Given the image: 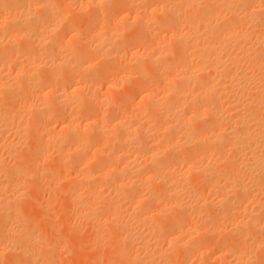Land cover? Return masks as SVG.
Segmentation results:
<instances>
[{
  "label": "rangeland",
  "instance_id": "374dc122",
  "mask_svg": "<svg viewBox=\"0 0 264 264\" xmlns=\"http://www.w3.org/2000/svg\"><path fill=\"white\" fill-rule=\"evenodd\" d=\"M4 1V2H3ZM16 1H18V0H10V2H9V0H0V5H1V7L2 6H4V8H6V6H8V5H10V4H12V5H10L11 6V8L10 7H7V9H0V10H2L1 12L2 13H0V16L2 17H0V19H2V20H0V50H2L1 52L2 53H4V51H3V49L4 50H6L5 51V53L4 54H2V56H1V58L3 59V55L5 56L4 58H6V60L4 59V60H0V77L1 78H3V80L0 78V86L2 85V83L4 84V83H6V84H9V85H12V86H14V87H12L13 89H12V94H14V98L12 97V102H10V103H12V104H10L9 102H8V104L6 103V101L4 100V96L2 95V96H0V102L2 103H0V111H1V114H0V116L1 117H3L2 119H8V120H2L1 119V117H0V129H2V130H0V132H2V134H0L1 136H0V138H1V140H0V160L2 161V165L4 166V164L5 165H7V166H9L10 168H12V166H13V168H16V169H14L16 172H17V168L19 167V169L20 170H22V171H20V172H22V173H20L19 172V170H18V175L15 173V175L16 176H14V178H15V183L16 182H18L17 183V187H16V189H18V193H19V195L16 193L15 194V197L13 196H11L10 194H8L10 197L8 198V200L10 201V204H9V201L6 203L7 205H10V206H12L11 208L9 207V206H7L6 205V208L7 207H9L11 210H15L14 212H13V214L11 213V215H9L8 214V212H7V214L9 215V216H11L13 219H11L10 220V218L8 217V215H6L7 217L6 218H8V219H6L7 220V222H6V224L8 225V226H6V225H4L3 224V222L1 221L0 222V228H6L5 229V231L7 232V234H6V232L3 234L4 236H5V238L4 239H6L5 241H8V242H6L7 244H5V241H4V239L2 240V229L0 230V235H2V236H0V238H1V240H2V243H1V245H0V260H2V262L0 263V264H20L21 262V264H41V263H39V261H38V263H37V261L35 262L34 261V257L33 256H37L36 254H38V253H40V252H43L44 253V258H45V263L47 264H108V263H111V264H117L119 261H120V259L122 260L123 258H124V256L123 257H121L117 252H115L116 250H115V248H116V245H117V243H113V241H116L115 239H117V238H115L114 236H116V235H114V232L116 231L115 230V228H117L116 227V225L117 224H115V225H111L110 226V222H109V224H108V222H104L103 223V219L101 220L102 221V224H101V221L100 222H98V223H100L99 224V226L95 223L94 225H93V223L91 224L87 219H85L84 217H83V213L81 212V210H80V206H82V205H84L83 207L85 208H87V206L90 208V207H93V209H96L95 207H97V209H99V210H97L96 209V211L97 212H99V211H101L100 213H103L102 212V210H101V205H99L100 204V202L101 201H98V200H100L99 198H104V199H107V197L109 196L110 198H111V195H112V197H113V194H115V193H113L109 188H104V190H102V191H100V193L101 192H103V196L100 194V197H98V195H97V197H98V200H97V198L95 197V196H93L92 197V194L90 195L89 194V192H87V191H85L84 190V186L82 187L81 186V188H83V189H81V188H79V187H77V184H75L74 183V180H76L75 178H74V180H73V178L71 179V177H73V175L74 176H76V174L78 173V169L79 170H81L82 169V167H84L83 169H85L86 171H87V168H88V166L91 164V162H92V160L95 158V160L97 161V160H99V156H101L102 155V152H104L103 153V158H104V156L108 153L107 151H108V149H110L109 147V141H108V138H106V136H109L110 138H112V139H115V137L114 136H116V134H115V132L114 131H112V132H114L113 134H112V132H111V134H109V135H106V136H104V134H102L103 136H101V135H98V136H101V138H97L96 136H95V138H97V139H95V138H92V136L94 137V134H95V131L96 130H98L99 131V128H100V130H107L108 129V124H109V122L107 123V129H106V127H105V123H106V121H104L105 120V117H109V119H111L110 117H111V115L113 116V114H110L111 112L112 113H116V115H115V118H116V116H117V118L115 119V120H121V122L124 124V126L126 127H130V126H128L129 125V123L133 126H136V127H134V128H137V127H139V122H140V125H142V124H144V127L145 128H148V131H149V136H148V139L146 138V141H145V139H144V141H145V143H146V145H147V147H146V149L144 150V151H141L140 149V151L138 150V148L135 146V145H133L132 143L130 144V145H128L129 143H130V141H128V143L126 144H123L124 146H122V149L120 148V151H122L121 152V154H126L125 156V161L124 162H121V163H123L121 166L122 167H125L126 166V169L128 168L129 170H127V171H135V170H138V172H140L142 175H143V177H142V175L141 176H138L137 174L135 175V176H133L134 178H132V180L134 181H136L137 179V181H136V190H138V192H139V196H141L140 198H139V196H135V200H137V201H135V202H137V203H141L142 205H143V203L144 202H147V203H150L151 201L153 202V203H151L149 206H147L148 207V211L149 212H145L144 211V216H146V217H150V219H149V225H147V226H150V227H152V229L154 230V227H156V226H158V227H156L155 228V230H154V233L152 232H149V231H145V229L147 228V226H142V227H138V226H136V227H133V234H135V237L137 238V239H139L138 237H142L143 238V236H144V238H145V242H146V240H147V244L146 245H148V247L147 246H145V247H147V249H145V247H143V248H141V247H139V243H136V241L135 242H133V247L132 248H134V250L133 249H131L132 251H134V252H132L131 250H130V253H136V251H137V254H138V256L140 255V256H142V255H146L147 253H149V255H151V257H150V259L148 260V262L149 261H151L152 259H153V261L152 262H149L148 264H177V263H179V264H245V261H246V264H253L254 262H259L260 264H264V258H261L262 256V254H261V248H263V246L260 248V250L259 249H257V248H259V247H257L255 244L257 243L256 241H254V240H257V239H255L254 237H251V235H253V234H255V231L253 232V231H251V230H253V229H251L250 227V229L251 230H249V232L251 231V232H253V233H249L248 231H247V229H248V226H253L252 228H254V225H253V223L258 219V218H256L255 220H254V218L255 217H259L260 216V214L262 213L263 214V216L261 215L260 217H259V219H260V222H261V225L262 224H264V211H263V209H264V172H263V170H264V166H262V167H259V170H257L256 172H250V170L248 171V170H245V173H246V175H244L245 173H241L242 175H240L241 177H243L242 178V180L244 179V181L245 182H243V184L245 183V185L247 186L248 184V186L247 187H250V189H251V187H252V191H253V194H251L250 196H251V198L250 199H252V200H250L248 197H246V198H243L244 200L245 199H249L250 200V202L248 201L247 202V204L245 203L246 201H244V203H242L241 201V204L239 203V205H240V207H239V205H237V204H235V205H237V209H240L239 211L237 210V209H235V210H237V212H238V215L239 216H237V212H236V214L234 213V212H232L231 211V213H229L226 209H223L224 211H227V212H225V214L223 213L224 211L223 210H219V209H222L223 207H221V206H219V205H221V203L220 204H218L217 205V203L219 202V196H222V195H219V192H220V194H221V191L222 190H226L227 189V187H228V185L227 184H229L230 186H235V183H234V181H235V179H234V177L235 178H239L238 176H239V174L237 175V174H234L233 176H232V174L233 173H238V172H235V171H237L238 170V168H236V167H231V165H233V164H230V160H228V162H227V160H226V158L227 157H225V159H222L221 157H220V153L219 152H215V150H218V148L216 147V149L214 150V146L212 147V148H210V145H209V147H207L208 149H210V151L209 150H207V149H204L205 151L207 150V152H205V155L207 156H205V155H203L202 153H203V151L201 152V154H196V155H198V156H196V155H192V154H190L189 155V157L190 158H192V156H193V160L191 159V161H190V158L188 157V153H185L186 151H184V153H185V155H187V157H186V159L188 160V161H190V162H188V161H185V160H183L184 158H183V156H182V154H181V156L180 157H178V159L179 160H177V162H173L172 164V166H170L169 164L172 162V160H169V158L167 159V161H170V162H168V166H170V169H171V167H173L172 169H174L173 171H177L176 173H175V178H176V180H175V178L174 179H170V184H169V186L172 188V189H174V190H172L171 188H170V190H172L174 193L175 192H177V191H180V192H177V196L178 197H180L181 196V198H184L185 199V201H187L188 203H189V200H197V203H196V201H193V204L191 203V204H188L190 207V209L192 210L191 212H190V209H188L187 208V212H185L186 214L188 213V212H190L191 213V218H190V221H189V217H190V213H188V221L185 219V214L183 215L184 216V219L187 221V223H185V220H183L184 221V223L185 224H181V227L180 226H178L179 228H175V229H177L178 231H176V230H174L173 228H171V227H167V230L168 229H170V230H173L172 232H171V234H175L176 236H177V238H178V240H179V242L177 241V242H174V243H171L170 241H168V238L171 236V235H169L170 234V230H168L167 231V233H168V235L166 234V231L164 230V229H166V225L167 224H165V219L164 218H167L169 221H170V219H171V221H173L172 220V218L175 220V218L173 217V212L172 211H174L173 210V208L171 209V208H168V206L166 207V205L167 204H171L173 201H171V203H170V201L169 200H167V201H163L164 199L163 198H161L162 199V201H160L161 199L160 198H158L157 197V194H159V192H157V190H158V187H160V186H157V188H156V186H155V188L157 189H153V187H154V183H155V185H157V184H165V186H167V184L165 183V180H166V182H167V180H168V178H163L162 177V175H161V173L164 171H162L161 170V173H159V172H155V174L153 173L152 174V177H153V175H154V177H156L158 174H160L159 176L161 177V178H159L158 179V177L157 178H152L151 179V173L152 172H154L155 170H156V168H155V170L153 171V170H151V166H148V165H150V163H148L147 162V160L149 161V159H148V157L147 156H151L150 154H152V155H154L155 156V153H157L156 154V158H159V159H161L162 158V156H163V159H164V156H167L166 155V150L164 149V147H166V145L164 146V144H167V142H169V140H168V138H165L166 136L168 137L169 135H167L166 133H165V130H164V128L162 129V127H164V126H161V124H164L163 122H164V120H165V122H166V119L162 116H160L159 117V114L156 116L155 114H154V112H152V115H155L154 117L156 118H154V117H152L151 116V112H150V114H148L147 112H148V110H147V108H146V110H147V112H146V110H145V112L147 113H145L144 111L141 113V110H143V109H141V105H142V95L144 94V93H142V89H144L145 87L143 86V85H140V87H138L137 86V82H138V80L139 79H134V78H132L133 76L136 78V77H138V76H136V75H138L137 74V70H138V68H139V66H141V67H143V72L144 73H148V74H144V76H142L141 77V79H143L144 77V79H149L148 81H150V78L151 79H154L156 76H157V78L159 79V76H160V79L158 80L159 82H161V81H166V78H167V80L169 79L170 80V78H171V80H170V82H171V88H173L172 89V94L174 95V93L176 94V95H174V97H175V99H174V97L172 98L173 99V101H172V103H173V105H174V107H173V105H172V107H173V111L172 112H174L173 113V115H172V117H173V119H174V121H173V124H174V126L176 127V129L178 128L179 130H181L182 132H184V131H189L190 130V132H193L194 130H195V132L194 133H196V132H201V130H203L204 131V136L203 135H201V133H203V132H201L200 133V136L201 137H207V135L210 133L212 136H213V132L215 131V132H219V131H221L222 130V132H224V131H229V132H231L233 129V132H238L239 130L240 131H245V129H247L248 131L249 130H252V131H254V132H256V133H254V132H252V131H250V133H252V134H250V138H252L251 137V135H253V138H252V140L250 141L249 140V142H255L256 141V143L258 144V146L256 147V145L254 144L253 145V149L254 148H259V149H254V153H256V154H259L260 153V155H262L263 157H264V142H262V141H264V0H157L156 1V4H157V6H156V4H155V2L153 1V3H154V5H152L151 6V4H152V0H120V2H119V0H51V1H47L46 0V3L47 4H49V5H47V10L49 11V13H48V11H46L47 13H45V11H44V15L45 16H47V15H49V16H47V18L44 16H42L41 14H43L42 12L43 11H41L40 13L39 12H37L36 10H34L33 8H34V3H36L38 0H35L36 2H32L31 0H25V2H27L28 1V3H30V4H28V3H25V8L24 9H26V13L28 12V10H29V12L28 13H31L32 11H35L36 13L35 14H33V12L31 13V14H33L32 15V17H31V14H30V17L31 18H33V17H35L37 20H35V21H37L38 22V24L37 25H35V28H36V30L37 29H39V31H38V33L37 34H35L34 35V33H36V32H33V33H31L32 32V30L30 31V35L32 34L33 36H34V40H35V42L37 43V39L39 40V38H41L39 41V45L37 44V45H35L36 43L35 42H31V47H32V45L34 46L33 47V49L34 50H36V51H31L32 49H29L31 52H29L28 51V49H27V51H28V53H30V55L31 56H28V54L26 55L25 53V55H23L22 54V52L24 51V52H27L26 51V49H24L26 46H24V42L25 43H27L28 44V42H26V40H21V41H19L20 40V38H18V39H14V38H12L11 37V33H13L11 30H13V31H16V30H14V28L15 29H17L18 28V26L20 25H18V23H19V19H18V16H19V13H18V11H16V13H15V9H14V6H15V4H13V3H15ZM20 1V0H19ZM53 1V2H52ZM143 1V2H142ZM171 2V6H170V3H168V2ZM209 1V2H208ZM1 2H3V3H1ZM6 2H8V5H7V3ZM49 2V3H48ZM126 2V3H125ZM143 3V5H141V3ZM151 2V3H150ZM160 2V3H159ZM163 2V3H162ZM165 2L170 6V9H171V11H172V13H171V11H170V13L169 14H171L172 16V18H173V20H172V18L169 16V14H167L168 15V17H169V19L171 20V23H172V26L170 25V27H171V29L169 28H167L168 27V17L165 15V14H162V12L159 10V8H160V6L161 5H164L165 4ZM201 2V3H200ZM6 3V4H5ZM21 3H23V2H21L20 1V4ZM123 3H125V4H123ZM145 3H149L148 5H150V7L147 5L146 6V4ZM173 3V4H172ZM5 4V5H4ZM103 4V5H102ZM139 4L141 5V7L139 6ZM23 5V4H22ZM138 5V6H137ZM199 5V6H198ZM31 8H30V7ZM51 6V7H50ZM54 6V7H53ZM102 6H103V9H102ZM144 6V7H143ZM24 7V5L22 6V8ZM114 7V8H113ZM119 7H120V9H119ZM145 7H147L146 9H149L150 11L152 10V13H150V11L149 10H147L148 11V13H146L145 15L146 16H144L143 15V13H145V12H147L146 11V9H145ZM149 7V8H148ZM54 8V9H53ZM77 8V9H76ZM82 8V9H81ZM112 10H111V9ZM206 8V9H205ZM210 8V9H209ZM10 9H11V11H10ZM33 9V10H32ZM75 9V10H74ZM95 9V10H94ZM97 9V10H96ZM106 9V10H105ZM119 9V10H118ZM140 9H141V11L143 12L144 10H145V12H143L142 13V17H143V19H142V17H140L141 15H139L140 14ZM208 9V10H207ZM5 10V11H4ZM7 10V11H6ZM13 10V11H12ZM82 10V11H81ZM91 10V11H90ZM110 10V11H109ZM139 10V11H138ZM157 10H159L160 11V13H161V15H165L164 17H159V15H160V13H159V11H157ZM206 10V11H205ZM257 10V11H256ZM31 11V12H30ZM104 13H103V12ZM117 11V12H116ZM197 11H198V14H197ZM255 11V12H254ZM259 11V12H258ZM8 12V13H7ZM14 12V13H13ZM90 12V13H89ZM157 12V13H156ZM245 12V13H244ZM39 13V14H38ZM85 13H87V15L85 14ZM102 13V14H101ZM202 13V14H201ZM204 13H205V15H204ZM237 13V14H236ZM2 14V15H1ZM36 14H38V15H36ZM47 14V15H46ZM98 14V15H97ZM153 16H152V15ZM197 14V15H196ZM15 15V16H14ZM93 15V16H92ZM132 15H133V17H132ZM157 15V16H156ZM240 15V16H239ZM243 17H242V16ZM13 18H12V17ZM95 16V17H94ZM98 16V17H97ZM100 16V17H99ZM140 17V22L141 21H143L144 22V24H145V26H147V27H144V24H143V26L142 27H144V28H147V32H146V34H145V32H143V31H146V30H143L142 32L140 31V27H136V25H134L135 23H134V20H135V17ZM148 16H150V17H148ZM156 16V17H155ZM257 16V17H256ZM39 17V18H38ZM92 17H94V18H92ZM154 17V18H153ZM235 17V18H234ZM238 17V18H237ZM10 18H12V19H10ZM35 18H33V20L35 19ZM43 18V19H42ZM44 18H45V20H44ZM50 18V19H49ZM202 18V19H201ZM240 18V19H239ZM39 19H40V21H39ZM91 19V20H90ZM154 19V20H153ZM158 19H159V21H162V20H164V21H168V22H164V24L162 23V22H158ZM16 20H18V21H16ZM42 20H44L43 22H42ZM155 20L157 21V22H155ZM2 21V22H1ZM95 21V22H94ZM18 22V23H17ZM92 22H93V24H92ZM97 22V23H96ZM21 24L23 23V22H20ZM42 23V24H41ZM43 23H44V25H43ZM52 23V24H51ZM138 23H139V21H138ZM148 23V24H147ZM155 23V24H154ZM158 23H161V24H163L164 26H167L166 27V30L168 29V35L169 36H166V34H165V29L164 30H161V32H160V35L158 36L159 38H157V34L156 33H154V32H157V33H159L158 31L159 30H157V29H159V27L157 28V27H155V28H157V29H154V26L155 25H157L158 26ZM8 24L9 26H7L6 27V25ZM16 24V25H15ZM41 26H40V25ZM97 24V25H96ZM132 24V25H131ZM152 24V25H151ZM165 24H167V25H165ZM4 25V26H3ZM23 25V24H22ZM27 26H29V24H26ZM26 25H25V27H23L24 29L26 28ZM134 25V26H133ZM140 25H142V24H140L139 23V26ZM150 25V26H149ZM163 25H162V27H163ZM15 26H17V28L15 27ZM39 27V28H37V27ZM44 26V27H43ZM132 26H133V29H132ZM149 26V27H148ZM11 27V28H10ZM20 27H21V25H20ZM47 27V28H46ZM127 27V28H126ZM137 28L138 30H139V33L137 34V36H136V30H134L135 28ZM150 27H153V28H151V30H153V32L152 31H150V33H149V29L148 28H150ZM162 27H160V29H162ZM6 30H5V29ZM8 28V29H7ZM164 28V27H163ZM2 29H4L5 31H7V32H4V30L2 31ZM10 29V30H9ZM19 29V28H18ZM48 29V30H47ZM53 29V30H52ZM56 31H55V30ZM35 30V29H34ZM33 30V31H34ZM47 30V31H46ZM79 30H81V31H79ZM95 32H94V31ZM126 30H128V31H126ZM156 30V31H155ZM169 30H171V31H169ZM9 31V32H8ZM43 31H45V33L43 32ZM57 32L58 34L57 35H53V32ZM83 31H84V33L86 34L87 33V36H85V34L83 33ZM131 31H133V33L131 32ZM135 31V32H134ZM162 31H163V35L164 36H166V38L168 39H170V42L167 40V39H164V36L162 35ZM40 32V33H39ZM42 32V33H41ZM89 32H91L90 34H89ZM100 32V33H99ZM125 32V33H124ZM130 32L135 36V38L136 39H138V36L140 35V33H142L141 35H140V40L139 41H148V42H142V43H140V42H137V40H136V42L137 43H139V44H141V46H138V45H136L137 43L135 42V44L134 43H132V41H134V37H132L133 35L132 34H130ZM149 33V34H148ZM152 33H154V34H152ZM4 34V35H3ZM6 34V35H5ZM9 34V35H8ZM43 34V35H42ZM52 34V35H51ZM55 34V33H54ZM61 34L63 35V36H61ZM81 36H80V35ZM82 34H84V36L86 37V38H84L83 37V35ZM108 34V35H107ZM143 34L145 35V37L147 38L148 37V35H149V37L147 38V40L146 39H142V38H145L144 36H143ZM152 34V35H151ZM31 35V36H32ZM36 35H38L37 37H36ZM46 37H45V36ZM91 35H94L93 36V39L91 38ZM96 35V36H95ZM154 35V36H153ZM162 35V36H161ZM174 35V36H173ZM9 36V37H8ZM33 36L32 37H29L28 39H30V40H33ZM39 36H41V37H39ZM53 36V37H52ZM71 36L73 37V39H71ZM88 36H90L89 38H87ZM98 36V37H97ZM104 36V37H103ZM130 36V37H129ZM141 36H143V37H141ZM151 36H152V38H151ZM4 37V38H3ZM42 37H44L43 38V40H42ZM50 37H52L51 38V40H50ZM54 37H55V39H54ZM57 37V38H56ZM74 37H76V39L74 38ZM96 37V38H95ZM127 37H129V38H127ZM132 37V38H131ZM156 39H155V38ZM163 37V38H162ZM171 37L173 38V39H171ZM62 38V39H61ZM70 38V39H69ZM80 38H82V40L80 39ZM96 40H95V39ZM108 38V39H107ZM128 39V41H127V39ZM151 38V39H150ZM9 39V40H8ZM12 39V42L10 41ZM13 39L15 40V42H17L16 44H15V42L13 41ZM58 39H60L61 40V43L59 42L60 40H58ZM88 39H92V41H90V40H88ZM98 39V40H97ZM104 39V40H103ZM120 39V40H119ZM130 39H133V40H131V43H130ZM154 39V40H153ZM17 40V41H16ZM33 40V41H34ZM44 42H42V41ZM55 40H57V41H55ZM74 40H76V41H74ZM89 41V42H92V43H89V42H87V41ZM94 40H95V42H94ZM100 40V41H99ZM164 42H163V41ZM19 41V42H18ZM53 44H55L56 43V45L58 44V43H60V45L58 44V46H56V45H52V43ZM79 41V42H78ZM81 41V42H80ZM100 42L99 44H98V42ZM107 41V42H106ZM111 41H113V42H115V45L114 46H112V44H114L113 42H111ZM166 41V42H165ZM168 41V42H167ZM172 41V42H171ZM7 42V43H6ZM9 42V43H8ZM41 42H42V45H41ZM66 42V43H65ZM87 44H86V43ZM128 42V43H127ZM149 42H153L152 44L151 43H149ZM2 43V44H1ZM13 43H14V45H13ZM19 43V44H18ZM33 43V44H32ZM46 43H50V44H46ZM68 43V44H67ZM82 43H83V45H82ZM96 43V44H95ZM108 43V44H107ZM122 43H125V44H128V45H125V44H122ZM130 43V44H129ZM169 43H170V45H169ZM7 44H9V46H7ZM10 44H12V46H15L16 45V47L14 48V47H12ZM20 44H21V46H20ZM84 44H85V46H84ZM91 44V45H90ZM101 44H102V46L104 47H101L103 50H104V52L106 53V57H107V51L109 52L110 50H111V52H113V53H108V54H111V55H108V57H107V59H106V57L104 56L105 55V53L104 52H102V54H100L101 53V51H102V49H100L101 51H98L97 50V45H100L101 46ZM134 44V45H133ZM2 45L4 46V47H2ZM30 45V44H29ZM29 45L27 46V47H29ZM41 45V46H40ZM51 45L52 46H54L52 49H51ZM73 45H75V46H73ZM87 45V46H86ZM89 45V46H88ZM94 45H96V46H94ZM122 45H123V48H122ZM125 45V46H124ZM133 45V46H132ZM17 46H19V47H17ZM39 46V47H38ZM94 46V47H93ZM106 46V47H105ZM109 46H110V49H108L109 48ZM113 48H112V47ZM121 46V47H120ZM130 46V47H129ZM144 46V47H143ZM168 46H170V47H168ZM13 48V52H11L10 50ZM21 47V48H20ZM22 47H24V48H22ZM26 47V48H27ZM46 47H48V50L46 49ZM88 48V50H87V48ZM91 47V48H90ZM108 47V48H107ZM155 47V48H154ZM157 47V48H156ZM169 49H168V48ZM214 47V48H213ZM11 48V49H10ZM18 48V49H17ZM30 48V47H29ZM36 48V49H35ZM75 48H76V50H75ZM85 48H86V50H85ZM95 50H94V49ZM116 48V49H115ZM125 48V49H124ZM148 48V49H147ZM151 48H153V49H151ZM168 50H167V49ZM10 49V50H9ZM15 49V50H14ZM24 49V50H23ZM93 51H92V50ZM119 49V50H118ZM142 49V50H141ZM166 49V50H165ZM54 50V51H53ZM74 50V51H73ZM105 50H107V51H105ZM113 50V51H112ZM135 50V51H134ZM155 50H156V52H155ZM170 50V51H169ZM20 51V52H19ZM73 51V52H72ZM91 51V52H90ZM97 51H98V53H97ZM114 51H115V53H114ZM117 51V52H116ZM168 51V52H167ZM35 52H37V53H35ZM57 52V53H56ZM143 54H142V53ZM153 52H155V53H153ZM158 52V53H157ZM7 53H8V55H11V58H10V56L8 57V56H6L7 55ZM10 53V54H9ZM14 53V54H13ZM18 53H20V54H18ZM34 53V54H33ZM48 53H50V54H48ZM53 53V54H52ZM55 53V54H54ZM84 53H86V54H84ZM130 53V54H129ZM153 53V54H152ZM160 53V54H159ZM169 53V54H168ZM0 54V55H1ZM33 54V55H32ZM104 54V55H103ZM113 54V55H112ZM133 54V55H132ZM153 55L154 57L156 56V55H158L159 57H157L156 56V60H157V63H155L156 61H151V60H148V59H146L147 57L146 56H149V55ZM155 54V55H154ZM163 54V55H162ZM13 55V56H12ZM19 55V57H17ZM22 55V56H21ZM101 55V56H100ZM117 56V57H114V56ZM136 55L138 56H141V57H137V58H135L136 57ZM169 56V57H167V56ZM16 56V57H15ZM81 58H80V57ZM143 56V57H142ZM162 56V57H161ZM166 57V58H164V57ZM25 57H29V61L28 60H26V63H25V60H24V58ZM61 57V58H60ZM103 57L106 59H103ZM112 57V58H111ZM213 57V58H212ZM8 58V59H7ZM21 58H23V59H21ZM30 58H32V59H30ZM34 58V59H33ZM101 58V59H100ZM110 58V59H109ZM161 58V59H160ZM162 58L165 60H162ZM211 60H210V59ZM10 59V60H9ZM26 59V58H25ZM54 60L53 62L54 63H57V62H60V63H63L65 60V62L68 64V65H70V66H72L73 64H76L75 62L77 61V62H79V64H77V66H79V68L78 69H80L81 71L80 72H83V73H79V71L77 70V68H76V71H72V69H74V67L75 66H72V67H68V65L64 62L63 64L64 65H67V67L69 68V69H71L70 71H72V72H70L69 71V69L66 71V70H62V69H64V68H59V69H61V71L58 69V72H59V74L57 73V71H56V73L59 75V76H57V74L55 75V73L53 72V78H51L50 77V75L48 74V76L47 75H45V73H46V71H47V73H50L51 71H54V69H56L55 67H51V66H48V65H50L51 64V60ZM65 59V60H64ZM76 59V60H75ZM78 59V60H77ZM140 59V60H139ZM158 59H159V61H158ZM209 59V60H208ZM33 60H35L36 62L35 63H32L31 64V62H34ZM47 60V61H46ZM102 60V61H101ZM137 60H139L141 63L142 62H144V66H142L141 64H139L140 62L139 61H137ZM148 60V61H147ZM6 61V62H5ZM50 61V62H49ZM71 63V64H69V62ZM205 61H207V62H205ZM4 62V63H3ZM30 62V63H29ZM44 62V63H43ZM45 62H48V63H46L45 64ZM52 62V63H53ZM148 62H150V63H148ZM158 62H159V64H158ZM3 63V64H2ZM28 63V64H27ZM50 63V64H49ZM80 63H82L83 65H81ZM98 63H100L101 64V66H100V64L99 65H97ZM151 63H152V66L154 65V64H158L157 66H155V67H152L151 66ZM154 63V64H153ZM162 65H161V64ZM170 63V64H169ZM210 63V64H209ZM43 64H45L46 66H48V70H43L42 72H41V70L45 67ZM57 64H59V63H57ZM137 64H139V66L137 65ZM146 64H147V66H148V69L150 70V67H152L151 69L153 70V69H155V70H158V67H159V70L158 71H155L154 70V72H155V75H154V72L151 70V71H146ZM164 64V65H163ZM166 64V65H165ZM38 65H40L39 67H38ZM42 65V66H41ZM170 65H172V66H170ZM81 66V67H80ZM82 66L84 67V68H86V69H81L82 68ZM91 66H92V68H91ZM133 66H136V68L135 67H133ZM162 66V67H161ZM167 66H169V68L167 67ZM31 67V68H30ZM66 67V66H65ZM66 67V68H67ZM88 67H89V69H88ZM101 67V70L99 69ZM138 67V68H137ZM170 67H172V69L170 68ZM258 67V68H257ZM260 67V68H259ZM34 68H36L35 70H34ZM39 68V69H38ZM40 68H42V69H40ZM49 68H54L53 70H51V69H49ZM65 68V69H66ZM105 68V69H104ZM165 68V69H164ZM98 69V70H97ZM103 69V70H102ZM139 69H141L142 70V68H139ZM50 70V71H49ZM85 70L87 71L86 73H85ZM163 70V71H162ZM165 70H167V71H165ZM168 70H169V74H168ZM214 70V71H213ZM18 71V72H17ZM88 71H90V72H88ZM108 71V72H107ZM134 71H135V73H134ZM159 71H161V72H159ZM173 71V72H172ZM36 72V73H35ZM62 72L63 73H65V74H62ZM70 72V73H69ZM76 72V73H75ZM96 72V73H95ZM107 72V73H106ZM157 72V73H156ZM166 72H167V74H166ZM215 72V73H214ZM18 73H22V74H30V75H32V74H34V78H35V80L37 79L36 77H38V76H40V77H38V79H37V82L35 81V82H33L30 86H27L26 88H25V91H26V89H27V93L28 94H24V93H26L23 89L24 88H22V87H20L19 85H17L18 83H20L21 82V80H19V76H18ZM46 73V74H47ZM52 73V72H51ZM78 73V74H77ZM87 74L88 76H91V73H95L96 75L95 76H97L96 78H95V80L97 79V82H93V84H91V83H89V82H85L84 81V78L86 77H88L87 75L85 76V74ZM107 74V75H105V74ZM128 73H129V75H128ZM153 73V74H152ZM161 73V74H160ZM162 73H164V74H162ZM62 74V75H61ZM69 74V75H68ZM73 74V75H72ZM80 74V75H79ZM81 74H83L84 76L82 77L81 76ZM157 74H159V76L157 75ZM165 74H166V78H165ZM44 75H45V77H44ZM68 75V76H67ZM94 74H92V76H93ZM148 75V76H147ZM169 75H171V76H169ZM65 76H67L68 78H66ZM81 76V78H79ZM127 76V77H126ZM129 76V77H128ZM131 76V77H130ZM168 76V77H167ZM187 76H188V78H187ZM18 77V78H17ZM42 77V78H41ZM61 77L63 78L62 80H63V82H65L66 84H63V82H62V80H61ZM71 77V78H70ZM99 77V78H98ZM102 77V78H101ZM124 77V78H123ZM147 77V78H146ZM165 78V80H163L164 78ZM182 77H183V79H182ZM17 78V79H16ZM40 78V79H39ZM44 78V79H43ZM49 78V79H48ZM56 78V79H55ZM65 78L67 79V80H65ZM70 78V79H69ZM139 78V77H138ZM41 79H43L42 81H40ZM53 79V80H52ZM123 79H124V81L125 82H122L123 81ZM130 79V80H129ZM132 79V80H131ZM140 79V80H141ZM19 80V81H18ZM71 80V81H70ZM86 80V79H85ZM127 80V81H126ZM135 80V81H134ZM3 81V82H2ZM51 81H53V84L52 83H50ZM55 81V82H54ZM59 81V82H58ZM68 81V82H67ZM84 81V82H83ZM153 81H156V80H153ZM158 81H156V82H158ZM18 82V83H17ZM61 82V83H60ZM130 82L132 83V82H134L133 84H130ZM151 82V81H150ZM38 83V84H37ZM140 83H141V81H140ZM147 83V82H146ZM14 84V85H13ZM37 84V85H36ZM49 84H52L50 87H46V86H48ZM57 84H58V86H57ZM69 84V85H68ZM89 84V86L87 87L86 85H88ZM144 84V83H143ZM147 84H149V83H147ZM36 85V86H35ZM61 85H63V86H61ZM65 85V86H64ZM119 85V86H118ZM133 85V86H132ZM146 85V84H145ZM18 86V87H17ZM41 86H43V87H41ZM45 86V87H44ZM82 86V87H81ZM131 86V87H130ZM39 87V88H38ZM53 89H52V88ZM79 89H78V88ZM116 87H117V89H116ZM134 87V88H133ZM43 88V89H42ZM68 88V89H67ZM109 88V89H108ZM129 88H131V89H129ZM146 88H148V85H147V87ZM37 89H40V91L38 90V91H36ZM77 89V90H76ZM94 89V90H93ZM115 89V90H114ZM140 90L141 89V92H139L138 90ZM51 90H55L54 92H52V94H50L49 96L47 95L48 94V92L47 91H51ZM129 90V91H128ZM133 90V92L131 93V91ZM148 90V89H147ZM158 90H160V89H158ZM84 93H83V92ZM156 91H157V89H156ZM18 92H19V95H18ZM34 92V93H33ZM137 92H139V94L137 93ZM153 92H155V91H153ZM153 92H152V97H153V100L155 99V97H157V95L159 94V96L156 98L157 100H159L158 98L159 97H161L162 96V92H161V90H160V92L159 93H157V95L155 94H153ZM15 93H17V95L15 94ZM24 95H23V94ZM54 93V94H53ZM77 93V94H76ZM78 93L80 94V95H78ZM134 93V94H133ZM37 94V95H36ZM40 94L42 95V96H40ZM44 94H46L45 96H44ZM88 94H90L89 96L92 98V96H93V98H96V97H98L99 99H94L93 100V98L92 99H90V97L88 96ZM29 95V96H28ZM31 95V96H30ZM92 95V96H91ZM161 95V96H160ZM19 96V97H18ZM28 96V97H27ZM55 96H56V98H55ZM78 96L80 97V98H78ZM88 96V97H87ZM48 97H50L51 98V100L50 99H48ZM57 97H60L61 99H58ZM141 97V98H140ZM57 99L56 101H54L53 99ZM83 98H85V99H83ZM2 99H3V101H5V102H2ZM16 99V101H14ZM155 99V101H157ZM217 99V100H216ZM35 100V101H34ZM38 100V101H37ZM44 100L46 101V102H44ZM60 100H63V101H60ZM64 100L66 101L65 102V104H64ZM82 100V101H81ZM85 100H86V102H85ZM97 100V101H96ZM179 100V101H178ZM9 101H11V100H9ZM44 103H43V102ZM82 103H81V102ZM90 101L91 102H93V103H90ZM96 101V102H95ZM99 101H101L102 103H100L99 104ZM104 101V102H103ZM176 101V102H175ZM214 101H215V103H214ZM62 102H63V104H62ZM74 102V103H73ZM79 102V103H78ZM84 102V103H83ZM127 102V103H126ZM180 102V103H179ZM217 102V103H216ZM239 102V103H238ZM48 103V104H47ZM54 103V105L57 103V104H59V106L60 107H58V105H55V106H53L52 104ZM141 104V105H139V104ZM4 104V105H3ZM6 104V105H5ZM33 104V105H32ZM76 104V105H75ZM81 104V106L80 107H78V105H80ZM86 104V105H85ZM90 104V105H89ZM92 104H93V106H92ZM98 104H99V106H98ZM218 104V107L216 106V105ZM238 104V105H237ZM8 105H9V107H8ZM65 105H67L66 107H65ZM75 105V106H74ZM96 105H97V107H96ZM4 106V107H3ZM10 106H11V108H10ZM28 106V107H27ZM53 106V107H52ZM87 106H89V107H87ZM115 106V107H114ZM39 107V108H38ZM46 108V111L43 109V108ZM51 107V108H50ZM55 107H58V108H56V109H58L59 110V108L60 109H66V120H64V122H62L61 121V123H59V122H56V120L54 121L53 120V118L54 119H57V118H55V116L53 117V116H49L50 114H52L53 115V113H55V112H53L52 111V108L54 109V110H56L55 109ZM63 107V108H62ZM69 107V108H68ZM76 107V108H75ZM84 107V108H83ZM88 108L89 110L90 109H93V107H95L96 108V112L95 111H89L88 109H86V108ZM91 107V108H90ZM217 107V108H216ZM6 108V109H5ZM31 108V109H30ZM33 108H37V109H39L38 111H34L33 110ZM42 108V109H41ZM94 108V109H95ZM99 108V109H98ZM114 108V109H113ZM137 108L140 110V112H139V110H137ZM143 108V107H142ZM145 108V107H144ZM3 109V110H2ZM5 109V110H4ZM50 109V110H49ZM93 109V110H94ZM109 109V110H108ZM116 109V110H115ZM123 109V110H122ZM31 110V111H30ZM42 110V111H41ZM48 110V111H47ZM57 110V111H58ZM72 110V111H71ZM6 111V112H5ZM34 111V112H33ZM39 111H41V113L40 114H36V113H39ZM43 111H45V112H43ZM65 111V110H64ZM215 111V112H214ZM33 112V113H32ZM46 112H49V115H48V113H46ZM90 112V114L92 115V112L95 114V113H97L96 114V116H98V117H95L94 116V114H93V116L92 117H90V118H92V119H90L91 120V124L92 125H94L96 128H97V126H98V128L96 129L94 126H92L91 128H90V131H88L87 133L86 132H83V124L86 122V123H89L90 122V120L87 118V117H85L86 115H88L87 113H89ZM206 112L208 113V114H206ZM212 112V113H211ZM217 112V113H216ZM2 113H4V114H2ZM43 113V114H42ZM46 113V114H45ZM79 113H80V115H79ZM83 113V114H82ZM102 113V114H101ZM123 113V114H122ZM210 113H211V115H210ZM41 115V117H43V120H45V122L48 124H45V122L43 121L42 122V118H37L38 119V121L40 122V123H42L41 124V127L43 128H41V127H39V129L38 130H40V131H33L32 130V127L33 126H38V125H40V124H38V122H36V121H34V120H36L35 118V116L36 115ZM64 114V115H65ZM85 114V115H84ZM90 114H89V116H90ZM110 114V115H109ZM136 114V115H135ZM204 114L206 115V116H204ZM45 115V116H44ZM55 115V114H54ZM69 115V116H68ZM83 115V117H80V116H82ZM102 115H103V117H102ZM130 115V116H129ZM137 115H139V117L140 118H138V116ZM7 116V117H6ZM11 116V117H10ZM49 116V117H48ZM121 116V117H120ZM131 116H133V117H136V119L135 118H133V117H131ZM149 116V117H148ZM150 116L152 117L151 118V120H150ZM210 116H211V118H210ZM52 119H51V118ZM101 117H102V119H101ZM131 117V118H130ZM148 118V121H147V118ZM214 117V118H213ZM34 118V119H33ZM69 118H70V121L71 122H69ZM73 118V120H71ZM79 118V119H78ZM83 120H82V119ZM88 119V120H86V119ZM94 118V119H93ZM97 118H98V120H97ZM100 118V119H99ZM104 118V119H103ZM128 119L129 121H125L124 122V119ZM178 118V119H177ZM10 119V120H9ZM46 119H48V121L46 120ZM51 119V120H50ZM63 119H64V117H63ZM62 118H61V120H63ZM109 119H107L108 121H109ZM125 119V120H126ZM132 119V120H131ZM145 121H144V120ZM156 122H153L152 123V121L153 120ZM158 119V120H157ZM161 119V120H160ZM34 121V123H35V125H34V123H33V121ZM53 120V121H52ZM113 120H114V118H113ZM136 120V122L134 123V121ZM162 120H163V122H162ZM177 120V121H176ZM31 121V122H30ZM51 121V122H50ZM68 121V122H67ZM89 121V122H88ZM93 121V122H92ZM111 121V120H110ZM133 121V122H132ZM138 121V122H137ZM142 121V122H141ZM145 123H144V122ZM150 121V122H149ZM162 123H161V122ZM3 122H4V124H3ZM6 122V123H5ZM29 122H30V124H29ZM67 122V123H66ZM98 122V123H97ZM126 122H128V123H126ZM147 122V123H146ZM10 123V124H9ZM31 123L33 124V126L31 125ZM126 123V124H125ZM137 123V124H136ZM205 123V124H204ZM2 124V125H1ZM8 124V125H7ZM49 128H47L45 125ZM64 124V125H63ZM101 124H103V125H101ZM161 126V129H160V126ZM179 124V125H178ZM208 124V125H207ZM7 125V126H6ZM29 125H31V126H29ZM60 125H62V126H67V128H69V132L70 131H73L72 133H74V135L77 137V134L78 135H81L80 137H78L79 139L77 140V142H75L74 144H73V146H68V145H65V147H64V144H62L63 142H64V139H65V137L67 136V133H69V132H64L65 130L64 129H62L61 130V127L62 126H60ZM69 125V126H68ZM147 125V126H146ZM2 126V127H1ZM102 126V127H101ZM149 126V127H148ZM178 126V127H177ZM248 126V127H247ZM12 127H14V128H12ZM16 127V128H15ZM30 128V130H32V131H30L29 130V128ZM45 127V128H44ZM51 127V128H50ZM154 128V129H152V128ZM159 127V128H158ZM205 127V128H204ZM3 128H4V130H3ZM5 128L6 129H8L7 131L5 130ZM10 128V129H9ZM12 128V129H11ZM21 128H24V130L23 129H21ZM26 128H28V129H26ZM34 128H36L37 129V127H34ZM76 128V129H75ZM105 128V129H104ZM133 128V129H134ZM156 128H157V130H156ZM189 128H191V129H189ZM195 128V129H194ZM203 128V129H202ZM215 130H214V129ZM217 128V129H216ZM223 128V129H222ZM224 128H225V130H224ZM227 128V129H226ZM238 128H240V129H238ZM21 129V130H20ZM46 129H48V131H46ZM51 129H52V131H51ZM78 129V130H77ZM94 129H96V130H94ZM177 129V130H178ZM197 129H198V131H197ZM206 131H205V130ZM237 129V130H236ZM257 129V130H256ZM19 131V134H18V131ZM26 130V131H25ZM50 130V131H49ZM94 130V131H93ZM156 130V131H155ZM164 130V131H163ZM177 131V132H181V131ZM184 130V131H183ZM224 130V131H223ZM260 130H262V131H260ZM4 131H6V132H4ZM14 131V132H13ZM21 131H23V132H21ZM25 131V132H24ZM28 131V132H27ZM43 131V132H42ZM58 131V132H57ZM94 133H93V132ZM211 131V132H210ZM213 131V132H212ZM3 132L5 133V134H3ZM10 134H9V133ZM12 132V133H11ZM31 132H35V133H31ZM39 132H40V134H39ZM49 132V133H48ZM76 132H77V134H76ZM79 132H80V134H79ZM91 132H92V134H91ZM156 133V134H154L153 135V133ZM157 132L159 133V134H157ZM162 132V133H161ZM163 132H164V134H163ZM206 132V133H205ZM38 133V135H36L37 137H39V135L41 136V137H39V138H41V139H39V138H36V136L34 137V135L33 134H37ZM43 133H47L46 134V136H45V134H43ZM66 133V134H65ZM72 133H69V135L70 134H72ZM82 133H84V134H82ZM104 133V132H103ZM258 133V134H257ZM25 134H26V136H25ZM27 134H28V137H27ZM54 135V136H52V135ZM165 134H166V136H165ZM205 134H206V136H205ZM254 134H255V136H254ZM58 135V136H57ZM85 135H86V137H85ZM87 135H92L90 138H89V136H87ZM112 137H111V136ZM156 135H158V136H156ZM161 135V136H160ZM163 135V136H162ZM259 135V136H258ZM13 136V137H12ZM24 136H25V138H24ZM42 136H45L44 138H42ZM49 136V137H48ZM51 136L53 137V138H51ZM147 136V135H146ZM165 136V137H164ZM212 136H209L208 138H210V137H212ZM10 137V138H9ZM12 137V138H11ZM64 137V138H63ZM135 137H137V136H135ZM261 137V138H260ZM32 138H33V140H32ZM62 138H63V140H62ZM89 138V139H88ZM138 138V137H137ZM161 138V139H160ZM11 139H13V140H11ZM18 139V140H17ZM25 139V140H24ZM29 139V140H28ZM31 139V140H30ZM91 139H95V141H93V140H91ZM112 139H111V141H112ZM133 139H134V137H133ZM170 139V138H169ZM255 139V140H254ZM260 139V140H259ZM11 142H10V141ZM17 140V141H16ZM52 140V141H51ZM61 140V141H60ZM159 140V141H158ZM167 140V141H166ZM189 140H190V142H191V145L189 144V142L187 141V144H186V146L188 147V144L190 145V147H192V145L194 144L193 143V141L194 140H192V139H190L189 138ZM192 140V141H191ZM258 140L260 141V142H258ZM9 141V142H8ZM20 141V142H19ZM29 141V142H28ZM32 141V142H31ZM37 141V142H36ZM57 141V142H56ZM58 141H59V143H58ZM111 141H110V144H111ZM149 141H150V143H149ZM157 141H158V144H157ZM13 142H14V144H13ZM21 142L23 143L22 145H19V144H21ZM24 142H26V143H24ZM29 144H28V143ZM34 142V143H33ZM39 142H41L40 144H39ZM92 145H90L89 143ZM103 142H104V144H103ZM148 142V143H147ZM160 142V143H159ZM165 142V143H164ZM36 143V144H35ZM43 143V144H42ZM164 143V144H163ZM7 144V145H6ZM25 144V145H24ZM58 144V145H57ZM101 144V145H100ZM161 144V145H160ZM196 144H198V143H195L194 145H196ZM2 145H4V146H2ZM10 145H11V147H10ZM30 145V146H29ZM40 145V146H39ZM56 145V146H55ZM71 145V144H70ZM100 145V146H99ZM108 145V146H107ZM145 145V146H146ZM156 145H158V146H156ZM212 145V144H211ZM12 146H14V147H12ZM62 146V147H61ZM106 146V147H105ZM129 148H128V147ZM133 146H135L136 148H137V151H135L136 149H135V147H133ZM156 146V147H155ZM107 147H108V149H107ZM121 147V146H120ZM123 147H125V148H123ZM130 147H132V148H130ZM152 147V148H151ZM157 147H159V148H157ZM186 147V148H187ZM195 147V146H194ZM203 147H204V145H203ZM14 148V149H13ZM34 148V149H33ZM42 148H43V150H42ZM52 148V149H51ZM62 148V149H61ZM119 148V147H118ZM150 150H149V149ZM154 148V149H153ZM157 148V149H156ZM168 148V147H167ZM166 148V149H167ZM185 148V149H186ZM196 149H198V152L200 151V150H202V146L200 145H196V147H195ZM194 148V150L192 151L191 149H189L190 151H192V153L193 152H195V153H197V150ZM199 148H200V150H199ZM27 149V151L25 152V150ZM38 149H41L42 150V152H41V150H39V152H38ZM64 149V150H63ZM132 149V150H131ZM148 149V150H147ZM184 149V148H183ZM182 149V150H183ZM184 149V150H185ZM36 150V151H35ZM53 152H52V151ZM125 150V151H124ZM147 150V151H146ZM153 150V151H152ZM157 150V151H156ZM163 150H164V152H163ZM196 150V151H195ZM212 150V151H211ZM260 150V151H259ZM21 151V152H20ZM29 151V152H28ZM94 151H96V152H98V153H96V152H94ZM102 151V152H101ZM134 151H135V153H134ZM147 153H146V152ZM166 151V152H165ZM219 151V150H218ZM256 151V152H255ZM18 152H20V153H18V155H17V153ZM33 152H34V154H33ZM66 152V153H65ZM80 152V153H79ZM93 152V153H92ZM106 152V153H105ZM125 152V153H124ZM142 152V153H141ZM145 152V153H144ZM154 152V153H153ZM26 153H28V154H26ZM39 155H38V154ZM61 153V154H60ZM162 153H165V155L164 154H162ZM181 153H183V152H181ZM217 153H219V154H217ZM227 153H229V152H227ZM263 153V154H262ZM35 154H37V155H35ZM42 154H43V156H42ZM78 154V155H77ZM93 154V155H92ZM105 154V155H104ZM149 154V155H148ZM161 154V155H160ZM194 154V153H193ZM208 154V155H207ZM215 154H217V155H215ZM18 157H17V156ZM27 157H26V156ZM30 155V156H29ZM56 155V156H55ZM62 155V156H61ZM86 155V156H85ZM92 155V156H91ZM95 155L97 156V157H95ZM157 155H158V157H157ZM192 155V156H191ZM209 155H211V156H209ZM228 155H230V154H228ZM34 156H36V157H34ZM38 156V157H37ZM59 156V157H58ZM64 156V157H63ZM76 156H80L79 158H76ZM83 156V157H82ZM90 156V157H89ZM145 156H146V158H145ZM196 156V157H195ZM205 156V157H204ZM5 157V158H4ZM7 157V158H6ZM11 159H10V158ZM23 157V158H22ZM33 158V160L31 159V158ZM46 157H47V159H46ZM51 157V158H50ZM58 157V158H57ZM66 157V158H65ZM81 157L82 158H84V159H82V161H83V163H82V161H81ZM182 157V158H181ZM194 157L196 158V159H194ZM197 157H199V158H197ZM209 157V158H208ZM212 157H214L213 158V160H212ZM217 159H216V158ZM220 159H219V158ZM243 157V156H242ZM19 158V159H18ZM20 158H22V159H24V160H22L21 159V161H20ZM28 158H30L29 160H28ZM36 158H39V159H37L36 160ZM54 158H56V161H55V159ZM75 158V159H74ZM97 158V159H96ZM102 158V159H103ZM128 158V159H127ZM181 158V159H180ZM5 159V160H4ZM10 159V160H9ZM50 159V160H49ZM57 159H59L58 161H57ZM90 159H91V162H90ZM175 159H177V158H175ZM202 159L204 160V161H202ZM206 159H208V160H206ZM214 159H215V161H214ZM264 159V158H263ZM4 160V161H3ZM36 160V161H35ZM72 160H73V162H74V160H77L78 162L77 163H79V161L81 162V163H79L80 165L79 166H77V164L76 165H74L73 164V162H72ZM89 160V161H88ZM126 160H129V161H126ZM131 160V161H130ZM165 160V159H164ZM184 162H183V161ZM196 160V161H195ZM198 160V161H197ZM32 161V162H31ZM34 161V162H33ZM55 161V162H54ZM85 161H87V162H85ZM94 161V160H93ZM95 161V162H96ZM167 161H166V163H167ZM176 161V160H175ZM194 161V162H193ZM201 161L203 162V163H201ZM208 161V162H207ZM222 161V162H221ZM10 162V163H9ZM12 162H15V163H12ZM20 162V163H19ZM29 162H31V164L33 163V165H30L29 164ZM109 162H111V161H109ZM109 162H107L108 164H109ZM114 163H115V161H113ZM118 162V161H117ZM117 162H116V164H117ZM134 162V163H133ZM150 162V161H149ZM164 162V161H163ZM179 162V163H178ZM192 162V163H191ZM200 162V163H199ZM214 162V163H213ZM226 162V163H225ZM27 163V164H26ZM35 163V164H34ZM68 163V164H67ZM75 163V162H74ZM86 165H85V164ZM90 163V164H89ZM97 163V162H96ZM126 163V164H125ZM128 163V164H127ZM145 163H146V166H145ZM165 163V162H164ZM178 163V164H177ZM182 163V164H181ZM186 163V164H185ZM195 163V164H194ZM214 164V166H213V164ZM218 165H217V164ZM219 163H222V164H224L225 165V167L223 166H221V165H219ZM228 163V164H227ZM263 163V165H264V162H262ZM38 164V165H37ZM59 164V165H58ZM70 164H72V167L70 166ZM83 164V165H82ZM87 164H88V166H87ZM93 164H95L94 162H92V164L91 165H93ZM112 164V163H111ZM124 164H125V166H124ZM131 164L133 165V166H136V167H133V166H131ZM136 164V165H135ZM200 164V165H199ZM29 165V166H28ZM42 165V166H41ZM46 165L48 166V167H46ZM73 165H74V168H75V166H77L76 168H77V170H72L73 169ZM85 165V166H84ZM96 165V164H95ZM95 165H94V167H95ZM115 165V164H114ZM165 166L164 167H168L166 164H164ZM207 165L209 166V167H207ZM227 165H228V168H227ZM14 166H16V167H14ZM24 166H26V167H24ZM30 166H32V167H30ZM59 168V169H57V167ZM65 166V167H64ZM68 167V170H66L67 169V167ZM110 166H112V165H110ZM120 166V165H119ZM120 166V167H121ZM163 166V165H162ZM195 166H196V168H197V170L198 169H203V168H208V170H209V168L210 169H214V168H217V169H219V170H217V172L215 171V169H214V171H215V173L216 174H214L213 172V169H212V171L211 170H209L210 172H212V174H211V176L209 175V173L207 174H203L202 176L199 174V173H197L196 172V168H195ZM203 166V167H202ZM206 166V167H205ZM236 166V165H235ZM29 167V168H28ZM34 167V168H33ZM45 167V168H44ZM54 167V168H53ZM71 167V169H69ZM85 167H87V168H85ZM96 167H97V165H96ZM143 167V168H142ZM150 167V168H149ZM191 168V169H193L194 168V170H191L190 169V171L188 170L189 168ZM202 167V168H201ZM212 167V168H211ZM64 168H65V171H64ZM75 168V169H76ZM81 168V169H80ZM130 168H131V170H130ZM136 168V169H135ZM140 168V169H139ZM147 168H149L151 171H148V170H146ZM175 168H176V170H175ZM186 168V169H185ZM221 168H223V169H221ZM227 168V169H226ZM231 168H233V170L231 169ZM261 168V169H260ZM263 168V169H262ZM82 169V171H84ZM90 169L92 170V172H93V170H94V168H92V166L90 167ZM134 169V170H133ZM153 169V168H152ZM179 169V170H178ZM243 169L244 168H242L241 170L243 171ZM247 169V168H246ZM71 170H72V172H71ZM90 170V171H91ZM142 170H143V172H142ZM222 170H224V173H223V171ZM229 170H231V171H229ZM240 170V169H239ZM261 170V171H260ZM32 171V172H31ZM61 171H63V172H61ZM70 171V172H69ZM77 171V172H76ZM89 171V168H88V171L87 172H90ZM144 171H146V172H144ZM157 171V170H156ZM166 171V170H165ZM194 171H195V173H194ZM208 171V172H209ZM225 171H227V172H225ZM228 171H229V174H228ZM233 171V173H231ZM246 171H248V172H246ZM68 172V173H67ZM74 172H76L75 174H73ZM80 172V171H79ZM151 172V173H150ZM182 172V173H181ZM219 172V173H218ZM241 172V171H240ZM244 172V171H243ZM25 173V174H24ZM32 173V174H31ZM49 173V174H48ZM147 173V174H146ZM164 173V172H163ZM177 173H180V174H178V175H176ZM218 173V174H217ZM221 173V174H220ZM54 174H55V177H54ZM64 174V175H63ZM73 174V175H72ZM157 174V175H156ZM186 174V175H185ZM195 174H197L196 176H194L193 177V175H195ZM198 174L200 175V177L198 176ZM223 174V175H222ZM227 174H228V176H229V178L227 177ZM249 174V175H248ZM254 174V175H253ZM256 174V175H255ZM258 174V175H257ZM263 174V175H262ZM20 175H22V176H20ZM40 175V176H39ZM156 175V176H155ZM180 175H183V176H181V177H179ZM217 176V178H216V176ZM224 177V178H222V176ZM225 175V176H224ZM250 175H252V176H250ZM18 176V177H17ZM42 176V177H41ZM137 176H138V178H137ZM145 176H148V178L147 177H145ZM164 176V175H163ZM177 176V177H176ZM214 176H215V180H213L214 179ZM221 178H220V177ZM244 176H246L247 178H245ZM190 177H191V181H190ZM202 177V178H201ZM206 177H207V179H208V177H209V179H211V180H207L208 181V185H207V182L205 181V185H204V181H201V180H203V178L206 180ZM211 177V178H210ZM225 177H227V178H225ZM255 177V178H254ZM257 177V178H256ZM26 178V179H25ZM52 178V179H51ZM54 178V179H53ZM56 178V179H55ZM61 178V179H60ZM68 178V179H67ZM123 179V176H120V179ZM144 178L146 179V180H144ZM186 178V179H185ZM187 178H188V180H187ZM199 179V180H196V179ZM201 178V179H200ZM213 178V179H212ZM233 178V179H232ZM248 178H251V179H248ZM254 178V179H253ZM260 178H262V179H260ZM60 179V180H59ZM67 179V180H66ZM73 180V181H71V180ZM124 179H126V177H124ZM140 179H142L143 180V185H140V184H138L139 182H140ZM151 179V180H150ZM162 179H164V182H163V180ZM182 179V182L180 181ZM225 179V180H224ZM239 179H241V178H239ZM247 179V180H246ZM22 180H23V182H22ZM41 180V181H40ZM56 180V181H55ZM66 180V181H65ZM142 180H141V183H142ZM150 180V181H149ZM162 180V181H161ZM193 180V181H192ZM194 180L196 181V183L194 182ZM258 181L259 182V180H260V182L259 183H261V184H259V183H256V181ZM21 181V182H20ZM62 181V182H61ZM81 181H83V180H81ZM126 181V180H125ZM173 181V183H174V185H173V183H171ZM174 181H179V182H174ZM187 183H186V182ZM190 183H189V182ZM215 184H213L212 182ZM217 181H219L218 183L220 184V186H219V184L217 183ZM252 183H251V182ZM256 183V184H253L254 182ZM54 182V183H53ZM57 182V183H56ZM60 182V183H59ZM71 184H70V183ZM76 182V181H75ZM120 182H121V180H120ZM122 182H123V180H122ZM184 182V184H181V183H183ZM203 182V183H202ZM210 182V183H209ZM228 182V183H227ZM6 183V182H5ZM4 183V184H5ZM24 183V184H23ZM27 185H26V184ZM77 183V182H76ZM79 183H80V181H79ZM89 184H90V182H88ZM87 183V184H88ZM144 183H146V184H144ZM148 183H151L150 185L152 186V187H150V185L148 184ZM177 183H180L179 184V186H178V184ZM195 183V184H194ZM199 183H201L202 185H203V187H201L202 185L200 184L199 185ZM212 183V184H211ZM224 183V184H223ZM37 184H39V185H37ZM59 184V185H58ZM72 184H74V185H72ZM81 184H83V182L81 183ZM86 184V181L84 182V185ZM175 184H177V187H174L175 186ZM194 184V185H193ZM218 184V185H217ZM232 184V185H231ZM20 185V186H19ZM64 185V186H63ZM79 185V184H78ZM171 185H173V186H171ZM183 185V188H181V186ZM188 185V186H187ZM191 185V186H190ZM199 185V186H198ZM207 185V187H210L209 189V191H210V193H209V191H208V188L206 187L205 188V186ZM214 185V187L215 186H217V187H215V188H212L211 186H213ZM221 185H223L224 187H222ZM252 185V186H251ZM259 185H261V186H259ZM262 185H263V187H262ZM16 186V185H15ZM72 186V187H71ZM80 186V185H79ZM87 186V185H86ZM143 186V187H142ZM147 186V187H146ZM169 186L167 187L168 188V190H169ZM226 186V187H225ZM232 186V187H233ZM21 187V188H20ZM67 187V188H66ZM76 187V191H75V188ZM89 187H90V185H89ZM149 187H150V189H149ZM174 187V188H173ZM189 187V188H188ZM195 187V188H194ZM196 187H197V190H196ZM201 187V188H200ZM218 187H220V189L218 188ZM65 188V189H64ZM91 188V187H90ZM142 188H144V189H142ZM148 188V189H147ZM185 188V190H186V193H188L189 192V194H186L185 193V191L183 190ZM191 188H192V190H191ZM201 190H200V189ZM204 190H203V189ZM258 188H261V190L263 191V194L260 192L259 194L258 193H256L253 189H258ZM80 189V190H79ZM100 189V188H99ZM99 189L97 190L98 192H99ZM102 189V188H101ZM100 189V190H101ZM108 189H109V191H108ZM161 189H163V187L161 188ZM166 189V188H165ZM177 189H180V190H177ZM195 191H194V190ZM206 189V190H205ZM213 189V190H212ZM214 189H218L217 190V192L216 191H214ZM229 189H231V188H229L228 187V189H227V191H225L224 190V192L222 193L223 195H224V193L225 192H227V193H225V194H227V195H229V194H231V195H233L234 194V192H235V190H234V187L232 188L233 190H229ZM68 190V191H67ZM83 190V191H82ZM145 190V191H144ZM147 190V191H146ZM212 190V191H211ZM88 191H89V189H88ZM150 191V192H149ZM151 191H152V193H151ZM153 191H156L157 192V194H156V192H154V196L153 197H156V198H158L157 200L155 199V201L153 200V199H151V197H152V195H153ZM171 191V192H172ZM188 191V192H187ZM194 191V192H193ZM196 191H198V192H196ZM17 192V191H16ZM66 192H67V194H66ZM69 192V193H68ZM80 192H84L83 194L82 193H80ZM110 192H112V194L110 193ZM170 192V193H171ZM172 192V193H173ZM182 192H184L183 194H180V193H182ZM204 192V193H203ZM212 192V193H211ZM213 192H214V195H216L215 194V192L216 193H218V196L216 195V196H214V195H212L213 194ZM230 192V193H229ZM78 195H77V194ZM89 194L88 196L86 195L85 196V194ZM90 193H92V191L90 190ZM143 193V194H142ZM149 193V194H148ZM173 193V194H174ZM178 193H179V195H178ZM195 193V194H194ZM198 193V194H197ZM229 193V194H228ZM233 193V194H232ZM106 194H107V196H106ZM141 194V195H140ZM152 194V195H151ZM167 194H169V193H167ZM188 195V197H189V195L191 196L189 199H188V197L186 196L185 197V195ZM261 194V195H260ZM81 195V196H80ZM134 195H138V194H134ZM182 195H183V197H182ZM198 195V196H197ZM227 195H225L226 197H227V199H229V198H232L233 200H234V198L230 195V196H227ZM259 195V197H257ZM73 196V197H72ZM79 196V197H78ZM89 196H91L92 197V199H94L95 201H93V200H91V198H90V200H88V201H92V203L93 202H97L96 203V205H95V203H91V206H90V204H87V203H89V202H86L87 200L86 199H83V197L85 198H89ZM106 196V197H105ZM143 196V197H142ZM149 197V198H147V197ZM151 196V197H150ZM224 196V197H225ZM255 196V197H254ZM70 197V198H69ZM75 197V198H74ZM152 197V198H153ZM159 197H161V196H159ZM197 197V198H196ZM234 197H236V196H234ZM13 198V199H12ZM18 198V199H17ZM80 198H82V199H80ZM96 198V199H95ZM109 198V199H110ZM142 198V200H139V199H141ZM143 198H145V199H143ZM166 198H170V196H168L167 195V197ZM186 198H187V200H186ZM255 198V199H254ZM257 198V199H256ZM259 198V199H258ZM74 199V200H73ZM109 199H107V200H109ZM149 199H150V201H149ZM201 201H200V200ZM79 201V203H78V201ZM101 200H103V199H101ZM139 200V201H138ZM147 200V201H146ZM242 200V199H241ZM257 200V201H256ZM259 200V201H258ZM13 201V205L11 204V202ZM19 201V202H18ZM72 201V202H71ZM80 201H81V203H83L82 205L80 204ZM83 201H85V202H83ZM141 201V202H140ZM144 201V202H143ZM157 201V202H156ZM207 203H206V202ZM218 201V202H217ZM22 202V203H21ZM99 202V203H98ZM162 202V203H161ZM192 202V201H191ZM261 202H262V211L260 210V212H256L254 209H256L255 207H257L258 205H256V204H258V203H260L261 204ZM21 203V204H20ZM74 203V204H73ZM164 203V204H163ZM166 203V204H165ZM174 203V202H173ZM201 203V204H200ZM98 204V205H97ZM145 204V203H144ZM154 206H153V205ZM157 204V205H156ZM159 204V205H158ZM161 204H163V205H161ZM194 204H196V205H194ZM210 204H211V206H210ZM214 204V205H213ZM216 204V205H215ZM224 204V203H223ZM246 205V207H243V206H245ZM253 204V205H252ZM260 204H259V206L257 207V208H259V209H261L260 208ZM76 205V206H75ZM87 205V206H86ZM92 205H94V206H92ZM191 205H193V206H196L197 208H195V209H198L196 212H194L195 210H193L191 207ZM198 205V206H197ZM207 206V205H209V207H210V209H209V207H207L206 209H205V206ZM252 205V206H251ZM15 208H14V207ZM16 206H17V208L19 209V211H18V209H16ZM69 206H70V209H69ZM145 206V205H144ZM153 206V207H152ZM156 206V207H155ZM159 206V207H158ZM165 207V209H163L164 207ZM204 208H203V207ZM215 206V207H214ZM223 206V205H222ZM228 206V205H227ZM255 206V207H254ZM98 207H100V208H98ZM147 207H144V208H147ZM152 207V208H151ZM225 207V206H224ZM75 210H74V209ZM77 208H78V210H80V212L77 210ZM149 208H151L150 210H149ZM211 208H213V210H214V208H215V210H214V212H215V215H214V212H213V210L211 211ZM227 208V207H226ZM242 208V209H241ZM244 208V209H243ZM82 209V208H81ZM162 209V210H161ZM172 210V211H168V210ZM234 209V208H233ZM245 209H246V211H245ZM251 209V210H250ZM7 210H8V208H7ZM145 210V209H144ZM177 211L179 210V209H176ZM206 210H207V212H206ZM209 210V211H208ZM244 211L245 213L247 212V210L249 211L248 212V214L246 213V214H244V212H243V214H242V212L241 211ZM257 210V209H256ZM9 211V210H8ZM165 211H166V213H165ZM182 211V210H181ZM180 211V212H181ZM222 211V212H221ZM259 211V210H258ZM12 212V211H11ZM132 212V211H131ZM161 212V213H160ZM169 212H171V214L169 213ZM179 212V214H183V213H180ZM198 212V213H197ZM201 212V213H200ZM209 212H211L212 214L210 215L209 214ZM216 212H217V215H216ZM240 212V213H239ZM14 213H16V215L14 214ZM80 213V214H79ZM127 213H130V212H127ZM127 213H124L125 214V216H124V214H122V218H121V220L118 222V224L120 223V222H123V220L124 221H126L125 219H127ZM148 213V214H147ZM156 213V214H155ZM175 213H177V212H175ZM204 213H207V214H205L204 215ZM222 213L224 214V215H222ZM229 213V214H228ZM233 213H234V215H235V217H233L234 215H233ZM257 215H256V214ZM260 213V214H259ZM78 214V215H77ZM242 216H241V215ZM254 214V215H253ZM81 215H82V218H81ZM98 215H100L101 217L103 216V214H99L98 213ZM152 217H151V216ZM156 215V216H155ZM160 215V216H159ZM167 215V216H166ZM169 215V216H168ZM175 215V214H174ZM178 215V214H177ZM213 215V216H212ZM228 217H227V216ZM233 215V216H232ZM245 215H252L251 216V218H249L248 216L246 217ZM172 216V217H171ZM179 216V215H178ZM210 216V217H209ZM215 216V218H212V217H214ZM217 216H218V219H217ZM222 216V217H221ZM226 216V217H225ZM232 216V217H231ZM15 217V218H14ZM161 217V218H160ZM186 217H187V215H186ZM203 217V218H202ZM242 217H245L246 219H244V218H242ZM170 218V219H169ZM177 218V217H176ZM223 219L224 218V220H220V219ZM227 218H229V219H227ZM233 218H235L237 221H238V223H237V221L234 219L233 220ZM16 221H15V220ZM152 219V220H151ZM155 219H156V221H155ZM163 219H164V222H163ZM213 219H215L214 221L215 222H217V224H218V226H217V224L215 223V222H212V220ZM226 219H227V221H226ZM231 219V220H230ZM247 219L249 220V221H247ZM251 219H253V222H252V220ZM259 219H258V221H256V222H258L257 224L256 223H254V224H256V225H260V223H259ZM18 220V221H17ZM82 220V221H81ZM85 220V221H84ZM153 220H154V222H153ZM162 220V228L163 229H160V227H161V225H160V223H159V221H161ZM211 220V221H210ZM229 220V221H228ZM84 221V222H83ZM89 223H88V222ZM105 221V220H104ZM167 221V220H166ZM183 221H182V223H183ZM243 223H242V222ZM247 221V222H246ZM11 223V225L13 226H11L10 225V223ZM14 222V223H13ZM17 222V223H16ZM82 222V223H81ZM86 222V223H85ZM154 223L153 225L151 224V223ZM156 222V223H155ZM158 222V223H157ZM206 222V223H205ZM219 222V223H218ZM234 222H236V223H234ZM252 222V224H250ZM263 222V223H262ZM22 223V224H21ZM83 223H84V225H83ZM107 223V224H106ZM166 223H168V225H169V223L170 222H166ZM208 223V224H207ZM214 223H215V225H214ZM242 223V224H241ZM246 223H249L248 224V226H247V224ZM2 224L4 225L3 227H2ZM21 225V226H19V225ZM83 226H81V225ZM88 224H89V226L91 227V229L89 228V227H87L88 226ZM114 224V223H113ZM165 224V225H164ZM201 224V225H200ZM204 224V226H202ZM206 224V225H205ZM212 224V225H211ZM219 224H221V225H219ZM241 224V225H240ZM23 225H24V227H23ZM74 227H76V228H74ZM80 225V226H79ZM87 225V226H86ZM92 225H93V228H92ZM96 225H97V227H96ZM109 225V226H108ZM121 225V224H120ZM152 225V226H151ZM156 225V226H155ZM167 225V226H168ZM185 225H187V226H185ZM188 225H189V227H188ZM208 225V226H207ZM236 225V226H235ZM237 225H238V227L240 228H238L237 227ZM240 225V226H239ZM242 225H243V228H242ZM260 225V226H261ZM17 226V227H16ZM115 227V228H113V227ZM119 226V225H118ZM206 226V227H205ZM212 226H214V227H212ZM244 226H245V228H244ZM247 226V227H246ZM260 226H257V227H259L260 228ZM7 227H9L8 229H7ZM20 227V228H19ZM73 227V228H72ZM100 227V228H99ZM110 227H112L110 230H109V228ZM182 227H184L183 229H185V230H183L182 229ZM188 227V228H187ZM217 227H219V228H217ZM262 227L264 228V225H262ZM11 228V229H10ZM14 228V229H13ZM16 228V229H15ZM20 230V232L18 231V229ZM96 228V229H95ZM108 228V229H107ZM202 229L201 231H200V229ZM208 228V229H207ZM209 228H211V229H209ZM214 228V229H213ZM222 228V229H221ZM247 228V229H246ZM259 228H256L255 227V230H256V233L258 232L257 231V229H259ZM23 231H25L24 233H23V235L25 234L26 236V238H27V240H25V237H21L20 235H22V233H21V231L22 230ZM27 231H26V230ZM77 229V230H76ZM99 229V230H98ZM135 229V230H134ZM147 229H149V227L147 228ZM146 229V230H147ZM159 229L160 230H163V232L162 233H158V232H161V231H159ZM214 231H213V230ZM235 229H237L238 231H234ZM243 229H245V230H243ZM9 230H11L10 232H11V234L9 235V233L10 232H8ZM97 230V231H96ZM105 230V231H104ZM108 230V231H107ZM111 230H113L114 232H112ZM183 232H182V231ZM188 230H189V234H188ZM192 230V231H191ZM196 230H198V232L196 231ZM211 230L213 231V232H211ZM218 230V231H217ZM222 230V231H221ZM12 231H13V233H12ZM83 231V232H82ZM102 233H101V232ZM205 231H206V233H205ZM210 231V233L212 234V235H210V233H208ZM217 231V233H215ZM18 233V235L17 234H15L18 238H14L13 237V235L12 234H14V233ZM110 232V233H109ZM113 234H112V233ZM139 232V233H138ZM156 232L160 235L159 237L158 236H156L155 237V234H156ZM165 232V233H164ZM178 232V233H177ZM182 232V233H181ZM187 232V233H186ZM192 234H191V233ZM195 232V233H194ZM202 232V233H201ZM232 232V233H231ZM237 232V233H236ZM240 232H241V234H240ZM249 234H248V233ZM148 233V234H147ZM150 233L152 234V236H150V237H148V235H150ZM200 233L202 234V236H203V234H204V236H206V238H204V237H201V235H200ZM215 233V234H214ZM86 234V235H85ZM93 234V235H92ZM97 234V235H96ZM107 234V235H106ZM111 236H110V235ZM142 234V235H141ZM144 234V235H143ZM158 234H156V235H158ZM164 234H166V235H164ZM179 234L181 235V237L179 236ZM184 234V235H183ZM187 234V235H186ZM195 234V235H194ZM206 234V235H205ZM240 235L241 237H242V235H243V237H242V239L240 238V236H237V235ZM247 234V235H246ZM14 235V236H15ZM22 235V236H23ZM103 235H106V236H103ZM109 235V236H108ZM139 235V236H138ZM163 235H164V237H163ZM183 235V236H182ZM235 235V236H234ZM248 235H250V237H248ZM264 235V234H263ZM262 235V236H263ZM10 236H11V238H12V240L11 239H9L10 238ZM80 236H83V238L82 237H80ZM88 236V237H87ZM165 236H166V238H165ZM238 237V239H237V237ZM258 236V237H257ZM261 235L259 234V232L256 234V237L258 238V239H260L261 237H260ZM114 237V238H113ZM163 239V240H161V238ZM188 237V238H187ZM196 237L198 238V237H200L201 239H200V243L199 242H197V243H195L196 244V246L193 244L194 243V241H199V238L198 239H196ZM226 237H227V239H228V241H227V239H226ZM233 237H235L234 239H233ZM248 239H247V238ZM14 238V239H13ZM91 238H92V241H91ZM100 238V239H99ZM147 238V239H146ZM158 238V239H157ZM182 238V239H181ZM205 239V240H203V239ZM252 240H251V239ZM254 238V239H253ZM9 239V240H8ZM21 239H24L23 240V242L25 243V244H23V242H20V244L18 243V241H20ZM89 241H88V240ZM94 239V240H93ZM106 239V240H105ZM156 239V240H155ZM193 239V240H192ZM237 241H236V240ZM245 239V242L243 241ZM15 240L17 241V243H15ZM35 240H37V241H35ZM110 240V241H109ZM112 240V241H111ZM159 240V241H158ZM202 240V241H201ZM212 240V241H211ZM223 240V241H222ZM263 241H264V239H262ZM14 241V244L17 246H20V247H22V245H25V246H29L28 248L27 247H22L23 249L24 248H26L27 250H30V251H28V252H26V250L24 249V251H22V248H19L18 246L16 247V249H15V246H14V244H12V242ZM27 241V242H26ZM85 241V242H84ZM100 241H101V243H100ZM139 240H137V242H138ZM209 242V244H207L206 246H204V244H205V242ZM222 241V242H221ZM227 241V242H226ZM248 241V242H247ZM95 242V243H94ZM105 242H107V243H105ZM153 242V243H152ZM182 242V243H181ZM204 244H203V243ZM206 242V243H207ZM241 242V243H240ZM249 242H250V244H249ZM4 243V245H2ZM10 243V244H9ZM87 243V244H86ZM97 243H99V245L97 244ZM103 243H105V244H103ZM113 243V244H112ZM149 243V244H148ZM157 243V244H156ZM179 243H181V244H179ZM187 243V244H186ZM203 244V246L204 247H207L206 248V250L205 249H203L204 247H202V244ZM230 243V244H229ZM235 243V244H234ZM239 243V244H238ZM28 244V245H27ZM92 244V245H91ZM151 244H153V245H151ZM172 244V245H171ZM178 244V245H177ZM197 244H199V246L197 245ZM252 244V245H251ZM253 244H254V247H252L253 246ZM86 245V246H85ZM88 245V246H87ZM98 245V246H97ZM109 245H110V247H109ZM113 245L115 246V248H113ZM156 245V246H155ZM177 245V246H176ZM192 245H193V248H192ZM235 245V246H234ZM5 246V247H4ZM97 246V247H96ZM136 246V247H135ZM181 246H183L184 247V251H186V252H188V250L189 251H191V252H188L187 254H186V252H182L183 254L185 253L186 254V256L189 254V255H192V257L190 258V257H187V259H185L186 258V256L184 255V261L182 260V256L183 255H181V256H179L180 255V251L181 250H183V247H181ZM196 248H198V249H196ZM201 246V247H200ZM209 246H210V248H209ZM227 246V247H226ZM232 246H233V248H232ZM3 247V248H2ZM13 247V248H12ZM115 250H112V248ZM139 247V248H138ZM153 247V248H152ZM178 247H180L181 249H179ZM187 247L188 248H190V249H188L187 250ZM201 249H203V250H201ZM224 247H225V249H224ZM231 247V248H230ZM253 248V250H252V248ZM31 248V249H30ZM37 248V249H36ZM111 248V249H110ZM148 248H149V250H148ZM192 248V249H191ZM196 250H195V249ZM209 248V249H208ZM221 248V249H220ZM223 248V249H222ZM230 248V249H229ZM3 251H2V250ZM5 249V250H4ZM9 249H14V251L12 250H9ZM17 249H19V251H21L20 253H23L24 255L25 254H27L28 253V255L27 256H30L31 258H32V261H30V262H28L27 260V258H25L26 257V255L25 256H23V258H22V256L21 255H23V254H21L20 256H18L19 254V252L17 253V252H15ZM141 249V250H140ZM157 249V251H155ZM175 249H177V250H175ZM195 250L194 252L192 251V250ZM201 251H200V250ZM208 249V250H207ZM228 249V250H227ZM9 252H8V251ZM34 250V251H33ZM153 250V251H152ZM159 250V251H158ZM179 250V251H178ZM221 250H222V252H221ZM234 250V251H233ZM6 251V252H5ZM31 251H33V252H35V253H33L32 252V254H30L31 253ZM39 251V252H38ZM110 251V252H109ZM113 251V252H112ZM144 251H145V253H144ZM149 251V252H148ZM151 251L153 252V253H151ZM196 251H200V252H206V253H204V254H199V252H197V254H196ZM233 251V252H232ZM256 251H257V253H258V255H257V253H256ZM13 252V253H12ZM18 254L17 256H16V254ZM114 254H117V255H113L112 256V253ZM140 252V253H139ZM144 254H143V253ZM253 252V253H252ZM263 257H264V249H263ZM7 253V254H6ZM11 253V254H10ZM43 253H41V255L43 256ZM172 253V254H171ZM178 254L177 255V259L176 260H173L174 258H176V254ZM192 253V254H191ZM195 253V255H193ZM228 253H232V254H228ZM254 253H256V254H254ZM259 253H260V255H259ZM15 254V255H14ZM35 254V255H34ZM46 254V255H45ZM136 254V255H137ZM142 254V255H141ZM169 254V255H168ZM225 254V255H224ZM3 255H4V257H6V259L3 257ZM48 255V256H47ZM50 255V256H49ZM172 255V257H174V258H172V260H171V258H170V256ZM199 255V256H198ZM204 255V256H203ZM251 255V256H250ZM254 255H257L258 257H257V259H255V257L256 256H254ZM14 256V257H13ZM40 256V255H39ZM39 256H37L38 258H39ZM42 256H40V257H42ZM114 256H115V258H114ZM116 256H118L117 258H116ZM169 256V259H167V257ZM179 256V257H178ZM202 256V257H201ZM249 256V257H248ZM20 257V258H19ZM106 257V258H105ZM120 257V258H119ZM126 257V256H125ZM159 257V258H158ZM163 257V258H162ZM221 257V258H220ZM22 260L21 262H20V260ZM25 258V259H24ZM29 258V257H28ZM37 258V259H38ZM43 258V257H42ZM46 258H47V260L49 261H47L46 260ZM109 258H110V260H109ZM118 258H119V260H118ZM162 258V259H161ZM166 258V259H165ZM240 258V259H239ZM5 259V260H4ZM24 259V260H23ZM27 259V260H26ZM30 259V258H29ZM36 259V258H35ZM159 259V260H158ZM164 259H165V261H166V263L164 262ZM182 260V261H180V260ZM190 259V260H189ZM253 259V260H252ZM262 259V260H261ZM19 260V263L17 262ZM27 262H26V261ZM31 260V259H30ZM43 260V259H42ZM42 260H40V262L42 261ZM116 260L118 261L117 263H115L116 262ZM124 261H126L127 263H128V258L125 260V259H123ZM155 260H158V261H155ZM187 260V262H185ZM16 261V262H15ZM25 261V262H24ZM34 261V262H33ZM112 261V262H111ZM155 261V263H153ZM162 263H161V262ZM169 261V262H168ZM175 261V262H174ZM240 261V262H239ZM14 262V263H13ZM32 262V263H31ZM124 263V264H127V263ZM174 262V263H173ZM177 262V263H176ZM181 262V263H180ZM185 262V263H184ZM262 262V263H261ZM42 263H44V261L42 262ZM146 263H147V261H146ZM146 263H144V264H146ZM258 263V264H259ZM118 264H122V262L120 261ZM254 264H257V263H254Z\"/></svg>",
  "mask_w": 264,
  "mask_h": 264
},
{
  "label": "bare ground",
  "instance_id": "6f19581e",
  "mask_svg": "<svg viewBox=\"0 0 264 264\" xmlns=\"http://www.w3.org/2000/svg\"><path fill=\"white\" fill-rule=\"evenodd\" d=\"M5 1H6V0H5ZM13 1H14V0H13ZM20 1L23 2V3L20 4ZM20 1L18 0V1H16L15 3H13V4H15V6H14L15 13H16V11H18V13H19V16H18L19 23H18V22H17V23H18V25L20 24L21 27H20V25H19V26H18L19 29H18L17 26H15L17 29L14 28V30H16V31L11 30V31L13 32V33H11V37L14 38V39H18V38H20L19 41H21V40H23V39H24V40L27 39L26 42H28V44L24 42V46H26V45L28 46V45L30 44V45H29L30 48L27 47V46H26L27 48H26V47H25V48L22 47V48L26 49V51H27V49H28V51L31 52V51L34 50V49H33V47H34L33 45H34V44L32 43L33 45H32V47H31V42H35L36 39L34 40V36H33L32 34H31V35L33 36V40H34V41H33V40H30L31 38L28 39L29 37H32V36L30 35V31L32 30L31 33L37 31L36 33H34V35L37 34L38 31H39V29L36 30V28H35V25L38 24V22L35 21V20H37V19H36L35 17H33V18H35L34 20H33V18H31L32 15L35 14L36 12H35V11H32L33 14H31L32 12L30 11L31 13H28V12H29V10H28V12L26 13V12H25L26 9H24V8H25V3H28V1H27V2H25V0H20ZM31 1H32V0H31ZM47 1H48V0H47ZM49 1H51V0H49ZM143 1H144V0H143ZM143 1H142V2H143ZM145 1H146V0H145ZM148 1H149V0H148ZM153 1H154L155 4H156V1H157V0H152V1H151V2H152L151 6L154 5ZM159 1H160V0H159ZM163 1H164V0H163ZM166 1H167V0H166ZM213 1H214V0H213ZM215 1H216V0H215ZM3 2H4V1H3ZM3 2H1V3H3ZM9 2H10V0H9ZM24 2H25V3H24ZM32 2H36V1L33 0ZM52 2H53V1H52ZM119 2H120V0H119ZM151 2H150V3H151ZM208 2H209V1H208ZM6 3H7V5H8V2H6ZM6 3H5V4H6ZM48 3H49V2H48ZM125 3H126V2H125ZM125 3H123V4H125ZM140 3H141V2H140ZM159 3H160V2H159ZM162 3H163V2H162ZM168 3H170V6H171V2L169 1ZM200 3H201V2H200ZM5 4H4V5H5ZM22 4L24 5L23 8H22V6H23ZM28 4H30V3H28ZM145 4H146V6H147L149 3H148V4L145 3ZM172 4H173V3H172ZM1 5H2V4H1ZM1 5H0V9H3L4 6L1 7ZM10 5H12V4H10ZM10 5L6 6V8H4V9H7V7H10V8H11ZM47 5H49V4L46 3V0H38L36 3H34V5H33L34 8H33V9L36 10L37 12H39V13H40L41 11H43V12H42L43 14H41V15L43 16V15H44V11H45V13H47L46 11H48V10H47V9H48V8H47ZM102 5H103V4H102ZM141 5H143V3H141ZM141 5L139 4L140 7H141ZM137 6H138V5H137ZM148 6L150 7V5H148ZM156 6H157V4H156ZM170 6L165 2L164 5H161V6H160L159 10L162 12V14H165V15L168 17L167 14H169L170 11H171ZM198 6H199V5H198ZM29 7H30V6H29ZM50 7H51V6H50ZM53 7H54V6H53ZM143 7H144V6H143ZM149 7H148V8H149ZM30 8H31V7H30ZM113 8H114V7H113ZM146 8H147V7H145V9H146ZM33 9H32V10H33ZM53 9H54V8H53ZM76 9H77V8H76ZM81 9H82V8H81ZM102 9H103V6H102ZM110 9H111V8H110ZM119 9H120V7H119ZM119 9H118V10H119ZM205 9H206V8H205ZM209 9H210V8H209ZM24 10H25V11H24ZM74 10H75V9H74ZM94 10H95V9H94ZM96 10H97V9H96ZM105 10H106V9H105ZM111 10H112V9H111ZM147 10H149V9H146V11H147ZM159 10H157V11H159ZM207 10H208V9H207ZM1 11H2V10H0V13H2ZM4 11H5V10H4ZM6 11H7V10H6ZM10 11H11V9H10ZM12 11H13V10H12ZM81 11H82V10H81ZM90 11H91V10H90ZM109 11H110V10H109ZM138 11H139V10H138ZM149 11H150V10H149ZM160 11H159V13H160ZM172 11H173V10H172ZM172 11H171V13H172ZM205 11H206V10H205ZM256 11H257V10H256ZM102 12H103V11H102ZM116 12H117V11H116ZM139 12H140L139 15H141L140 17H142L143 15L146 16V15H147L146 13H148V11L145 12V10L143 11V12H145V13H143V12L141 11V9H140ZM254 12H255V11H254ZM258 12H259V11H258ZM7 13H8V12H7ZM13 13H14V12H13ZM39 13H38V14H39ZM48 13H49V11H48ZM48 13H47V14H48ZM89 13H90V12H89ZM103 13H104V12H103ZM142 13H143V15H142ZM150 13H152V10L150 11ZM156 13H157V12H156ZM244 13H245V12H244ZM30 14H31V17H30ZM38 14H36V15H38ZM47 14H46V15H47ZM85 14L87 15V13H85ZM101 14H102V13H101ZM145 14H146V15H145ZM148 14H149V13H148ZM197 14H198V11H197ZM197 14H196V15H197ZM201 14H202V13H201ZM236 14H237V13H236ZM1 15H2V14H1ZM97 15H98V14H97ZM151 15H152V14H151ZM165 15H161V13H160L159 17H160V16H161V17H164ZM204 15H205V13H204ZM14 16H15V15H14ZM14 16H13V17H14ZM33 16H34V15H33ZM44 16H45V15H44ZM44 16H43V17H44ZM47 16H49V15H47ZM47 16H45V17L47 18ZM92 16H93V15H92ZM152 16H153V15H152ZM156 16H157V15H156ZM156 16H155V17H156ZM169 16L171 17L172 15L169 14ZM239 16H240V15H239ZM241 16H242V15H241ZM0 17H1V16H0ZM11 17H12V16H11ZM13 17H12V18H13ZM94 17H95V16H94ZM94 17H92V18H94ZM97 17H98V16H97ZM99 17H100V16H99ZM132 17H133V15H132ZM140 17H137V16L135 17V20H134V23H135V24H134V25L137 24L136 27H137V28L140 27V28H141V29H140L141 32H142L143 30H146V31H143V32H145V34H146V32H147V28H144V27H147V26H145V24H144L143 21L140 22V20H139ZM148 17H150V16H148ZM161 17H160V18H161ZM242 17H243V16H242ZM256 17H257V16H256ZM1 18H2V17H1ZM12 18H10V19H12ZM38 18H39V17H38ZM153 18H154V17H153ZM171 18H172V17H171ZM234 18H235V17H234ZM237 18H238V17H237ZM42 19H43V18H42ZM49 19H50V18H49ZM142 19H143V17H142ZM161 19H162V18H161ZM201 19H202V18H201ZM239 19H240V18H239ZM0 20H2V19H0ZM44 20H45V18H44ZM44 20H42V22H43ZM90 20H91V19H90ZM153 20H154V19H153ZM172 20H173V18H172ZM16 21H18V20H16ZM39 21H40V19H39ZM138 21H139V23L142 24V25L139 26ZM162 21H163V22H162ZM162 21H159V19H158V22H162L163 24H164V22L166 23V22L169 21V22H168V27H167V26H164V25L161 24V23H158V26L155 25V26H154V29H157V28L159 27V29H157V30H159V31H158L159 33L154 32V33L157 34V38H159L158 36L160 35L161 30H164V29H165L164 31H165L166 36H169V35H170V34L168 35V33H169V32H168V29H169V28L171 29V27H170V25L172 26L171 20H170L169 17H168V21H167V20H166V21L162 20ZM1 22H2V21H1ZM20 22H23L22 24H23L24 26H23ZM44 22H45V21H44ZM94 22H95V21H94ZM155 22H157V21L155 20ZM96 23H97V22H96ZM26 24H29V26H27ZM34 24H35V25H34ZM41 24H42V23H41ZM51 24H52V23H51ZM92 24H93V22H92ZM143 24H144V27H142ZM147 24H148V23H147ZM154 24H155V23H154ZM5 25H6V24H5ZM15 25H16V24H15ZM25 25H26V28L24 29L23 27H25ZM39 25H40V24H39ZM43 25H44V23H43ZM96 25H97V24H96ZM131 25H132V24H131ZM134 25H133V26H134ZM151 25H152V24H151ZM162 25H163L164 28L162 27ZM165 25H167V24H165ZM3 26H4V25H3ZM7 26H9V25L7 24L6 27H7ZM22 26H23V27H22ZM40 26H41V25H40ZM133 26H132V29H133ZM149 26H150V25H149ZM149 26H148V27H149ZM1 27H2V26H1ZM1 27H0V28H1ZM36 27H37V26H36ZM43 27H44V26H43ZM155 27H157V28H155ZM160 27H162V29H160ZM166 27L168 28L167 30H166ZM2 28H3V27H2ZM10 28H11V27H10ZM37 28H39V27H37ZM46 28H47V27H46ZM126 28H127V27H126ZM134 28H135V27H134ZM137 28L134 29V30H136V36H137V34L139 33V30H138ZM151 28H153V27L148 28V29H149V30H148L149 33H150V31L153 32V30H151ZM4 29H5V28H4ZM4 29H2V31H3ZM7 29H8V28H7ZM34 29H35V30H34ZM5 30H6V29H5ZM5 30H4V32H7V31H5ZM9 30H10V29H9ZM33 30H34V31H33ZM47 30H48V29H47ZM47 30H46V31H47ZM52 30H53V29H52ZM54 30H55V29H54ZM55 31H56V30H55ZM79 31H81V30H79ZM93 31H94V30H93ZM126 31H128V30H126ZM155 31H156V30H155ZM169 31H171V30H169ZM8 32H9V31H8ZM43 32L45 33V31H43ZM52 32H53V31H52ZM81 32H82V31H81ZM94 32H95V31H94ZM131 32L133 33V31H131ZM131 32H130V34H132ZM134 32H135V31H134ZM143 32H142V33H143ZM167 32H168V33H167ZM39 33H40V32H39ZM41 33H42V32H41ZM54 33H55V34H54ZM83 33H84V31H83ZM90 33H91V32H89V34H90ZM99 33H100V32H99ZM124 33H125V32H124ZM142 33H140V35H141ZM149 33H148V34H149ZM154 33H152V34H154ZM57 34H58L57 32H53V35H54V36L57 35ZM84 34H85V33H84ZM84 34H82V35H83L84 38H86L85 36H87V33L85 34V36H84ZM152 34H151V35H152ZM158 34H159V35H158ZM0 35H1V34H0ZM3 35H4V34H3ZM5 35H6V34H5ZM8 35H9V34H8ZM42 35H43V34H42ZM51 35H52V34H51ZM79 35H80V34H79ZM107 35H108V34H107ZM132 35H133V34H132ZM140 35L138 36V39H136L137 37L135 38V36L133 35L132 37H134V38H133L134 41H132V43L135 44L136 40H137V42H140V43L144 42L145 40L142 41V42L139 41V40H140V39H139V38H140ZM154 35H155V34H154ZM154 35H153V36H154ZM162 35H163V31H162ZM162 35H161V36H162ZM37 36H38V35H36V37H37ZM44 36H45V35H44ZM61 36H63V35L61 34ZM80 36H81V35H80ZM93 36H94V35H91V38H92V39H93ZM95 36H96V35H95ZM143 36L145 37L144 34H143ZM143 36H141V37H143ZM163 36H164V35H163ZM166 36H164V39H167ZM173 36H174V35H173ZM8 37H9V36H8ZM39 37H41V36H39ZM45 37H46V36H45ZM52 37H53V36H52ZM52 37H50V40H51ZM89 37H90V36H88L87 38H89ZM97 37H98V36H97ZM103 37H104V36H103ZM129 37H130V36H129ZM129 37H127V38H129ZM132 37H131V38H132ZM148 37H149V35H148ZM148 37H147V38H148ZM3 38H4V37H3ZM43 38H44V37H42V40H43ZM56 38H57V37H56ZM74 38L76 39V37H74ZM95 38H96V37H95ZM95 38H94V39H95ZM127 38H126V39H127ZM147 38L145 37V38H142V39H146V40H147ZM151 38H152V36H151ZM151 38H150V39H151ZM154 38H155V37H154ZM162 38H163V37H162ZM14 39H13V41L15 42ZM40 39H41V38H39V40H40ZM54 39H55V37H54ZM61 39H62V38H61ZM69 39H70V38H69ZM71 39H73L72 36H71ZM80 39L82 40V38H80ZM92 39H88V40L92 41ZM107 39H108V38H107ZM133 39H130V40H129L130 43H131V40H133ZM155 39H156V38H155ZM168 39H169V38H168ZM168 39H167V40H168ZM171 39H173V38L171 37ZM8 40H9V39H8ZM39 40L37 39V43L35 42V43H36L35 45H37V44L40 42ZM42 40H41V41H42ZM58 40H60V39H58ZM95 40H96V39H95ZM95 40H94V42H95ZM97 40H98V39H97ZM103 40H104V39H103ZM119 40H120V39H119ZM153 40H154V39H153ZM10 41L12 42V39H11ZM16 41H17V40H16ZM19 41H18V42H19ZM30 41H31V42H30ZM55 41H57V40H55ZM74 41H76V40H74ZM86 41H87V40H86ZM99 41H100V40H99ZM127 41H128V39H127ZM162 41H163V40H162ZM168 41L170 42V39H169ZM168 41H167V42H168ZM42 42H43V41H42ZM42 42H41V45H42ZM50 42H51V41H50ZM59 42L61 43V40H60ZM78 42H79V41H78ZM80 42H81V41H80ZM87 42H89V41H87ZM92 42H93V41H92ZM92 42H89V43H92ZM97 42H98V41H97ZM106 42H107V41H106ZM111 42H113V41H111ZM137 42H136V43H137ZM145 42H148V41H145ZM163 42H164V41H163ZM165 42H166V41H165ZM171 42H172V41H171ZM6 43H7V42H6ZM8 43H9V42H8ZM16 43H17V42H15V44H16ZM43 43H44V42H43ZM51 43H52V42H51ZM60 43H58V44L60 45ZM65 43H66V42H65ZM85 43H86V42H85ZM99 43H100V42H98V44H99ZM113 43H114V44H112V46L115 45V42H113ZM127 43H128V42H127ZM130 43H129V44H130ZM149 43L152 44L153 42H149ZM1 44H2V43H1ZM18 44H19V43H18ZM39 44H40V43H39ZM39 44H38V45H39ZM46 44H50V43H46ZM58 44L56 45V43H55V44L52 43V45H56V46H58ZM67 44H68V43H67ZM86 44H87V43H86ZM95 44H96V43H95ZM107 44H108V43H107ZM122 44H125V43H122ZM134 44H133V45H134ZM10 45L12 46V44H10ZM13 45H14V43H13ZM41 45H40V46H41ZM52 45H51V49L54 47V46H52ZM82 45H83V43H82ZM90 45H91V44H90ZM125 45H128V44H125ZM125 45H124V46H125ZM133 45H132V46H133ZM136 45L141 46V44H139V43H137ZM169 45H170V43H169ZM7 46H9V44H7ZM20 46H21V44H20ZM73 46H75V45H73ZM84 46H85V44H84ZM86 46H87V45H86ZM88 46H89V45H88ZM94 46H96V45H94ZM94 46H93V47H94ZM112 46H111V47H112ZM2 47H4V46L2 45ZM12 47L15 48L16 45H15V46H12ZM12 47H11V48H12ZM17 47H19V46H17ZM38 47H39V46H38ZM101 47H103L102 44H101V46H100V45H97V50L99 49L98 51H101V50H100V49H102ZM105 47H106V46H105ZM120 47H121V46H120ZM129 47H130V46H129ZM143 47H144V46H143ZM168 47H170V46H168ZM168 47H167V48H168ZM11 48H10V49H11ZM20 48H21V47H20ZM86 48H87V47H86ZM86 48H85V50H86ZM90 48H91V47H90ZM103 48H104V47H103ZM107 48H108V47H107ZM112 48H113V47H112ZM122 48H123V45H122ZM154 48H155V47H154ZM156 48H157V47H156ZM167 48H166V49H167ZM213 48H214V47H213ZM4 49H5V48H4ZM4 49H3V51H4V53H5L6 50H4ZM10 49H9V50H10ZM17 49H18V48H17ZM24 49H23V50H24ZM29 49H32V50L30 51ZM35 49H36V48H35ZM46 49L48 50V47H46ZM93 49H94V48H93ZM108 49H110V46H109ZM115 49H116V48H115ZM124 49H125V48H124ZM147 49H148V48H147ZM151 49H153V48H151ZM166 49H165V50H166ZM168 49H169V48H168ZM168 49H167V50H168ZM14 50H15V49H14ZM75 50H76V48H75ZM87 50H88V48H87ZM91 50H92V49H91ZM94 50H95V49H94ZM118 50H119V49H118ZM141 50H142V49H141ZM1 51H2V50H0V54L2 53ZM10 51L13 52V48H12ZM28 51H27V52H24V51H23L22 54L25 55V54L27 53L28 56H31L30 53H28ZM34 51H36V50H34ZM53 51H54V50H53ZM73 51H74V50H73ZM73 51H72V52H73ZM92 51H93V50H92ZM98 51H97V53H98ZM105 51H107V50H105ZM112 51H113V50H112ZM134 51H135V50H134ZM169 51H170V50H169ZM19 52H20V51H19ZM90 52H91V51H90ZM102 52H104L103 49H102V51H101L100 54H102ZM110 52H111V50H110L109 52L107 51V57H108V55H111V54H108V53H110ZM116 52H117V51H116ZM155 52H156V50H155ZM155 52H153V53H155ZM167 52H168V51H167ZM4 53H2V54H4ZM24 53H25V54H24ZM31 53H32V52H31ZM35 53H37V52H35ZM56 53H57V52H56ZM104 53H105V52H104ZM111 53H113V52H111ZM114 53H115V51H114ZM141 53H142V52H141ZM153 53H152V54H153ZM157 53H158V52H157ZM2 54L0 55V60L2 59V58H1ZM5 54H6V53H5ZM9 54H10V53H9ZM13 54H14V53H13ZM18 54H20V53H18ZM27 54H26V55H27ZM33 54H34V53H33ZM33 54H32V55H33ZM48 54H50V53H48ZM52 54H53V53H52ZM54 54H55V53H54ZM84 54H86V53H84ZM98 54H99V53H98ZM129 54H130V53H129ZM142 54H143V53H142ZM152 54L149 55V56H146V57H147L146 59L151 60V61H153V62L156 61L155 63H157V60H156L157 58H156V56H157V57H159V56L156 55V56L154 57ZM159 54H160V53H159ZM168 54H169V53H168ZM103 55H104V54H103ZM112 55H113V54H112ZM132 55H133V54H132ZM154 55H155V54H154ZM162 55H163V54H162ZM6 56H8V57L10 56V58H11V55H8V53H7ZM12 56H13V55H12ZM21 56H22V55H21ZM100 56H101V55H100ZM104 56L106 57V53H105ZM166 56H167V55H166ZM4 57H5V56L3 55V59H2V60H4V59L6 60V58H4ZM15 57H16V56H15ZM17 57H19V55H18ZM79 57H80V56H79ZM107 57H106V59H107ZM114 57H117V56L115 55ZM137 57H141V56H139V55L137 56V55H136L135 58H137ZM142 57H143V56H142ZM161 57H162V56H161ZM163 57H164V56H163ZM167 57H169V56H167ZM25 58H26V59H25ZM25 58H24V60H25V63H26V60H28L29 57H28V58L25 57ZM60 58H61V57H60ZM80 58H81V57H80ZM111 58H112V57H111ZM164 58H166V57H164ZM212 58H213V57H212ZM7 59H8V58H7ZM11 59H12V58H11ZM21 59H23V58H21ZM30 59H32V58H30ZM33 59H34V58H33ZM100 59H101V58H100ZM103 59H105V58L103 57ZM106 59H105V60H106ZM109 59H110V58H109ZM160 59H161V58H160ZM166 59H167V58H166ZM209 59H210V58H209ZM209 59H208V60H209ZM9 60H10V59H9ZM64 60H65V59H64ZM75 60H76V59H75ZM77 60H78V59H77ZM139 60H140V59H139ZM139 60H137V61H139ZM148 60H147V61H148ZM162 60H164V59L162 58ZM210 60H211V59H210ZM28 61H29V60H28ZM33 61H34V62H31V64L36 62L35 60H33ZM46 61H47V60H46ZM51 61L53 62L54 60L52 59ZM65 61H66V60H65ZM65 61H64V62H65ZM101 61H102V60H101ZM158 61H159V59H158ZM164 61H165V60H164ZM5 62H6V61H5ZM49 62H50V61H49ZM52 62H51V64L49 63L50 65H48V66H51V67H55V66H56V67H55L56 69H54V68H49V69H51V70L54 69V71H51L52 73H51V72H50V73H47V71H46L47 74L45 73V75H47V76H48V74H49V75L51 74V75H50V77L52 76L51 78L54 77V76H53V72L55 73V75H56L57 73L59 74V72H58V69H59V68H61V69L64 68V69H62V70H66V71H67V70L69 69L68 67H72V66H75V65L77 66V64H79V62L76 61V62H75L76 64H73L72 66H70V65H68V64L65 62V63L68 65V67H67V65H64V64H63L64 62H63V63L57 62V63H59V64L54 63V62L52 63ZM68 62H69V61H68ZM70 62H71V61H70ZM70 62H69V64H71ZM139 62H140V61H139ZM159 62H160V61H159ZM159 62H158V64H159ZM205 62H207V61H205ZM3 63H4V62H3ZM3 63H2V64H3ZM29 63H30V62H29ZM43 63H44V62H43ZM46 63H48V62H45V64H46ZM148 63H150V62H148ZM27 64H28V63H27ZM45 64H43V65L45 66L43 69L40 68V69H42L41 72H42L44 69H45V70H48V69H47L48 66H46ZM80 64L83 65L82 63H80ZM99 64H100V63H98L97 65H99ZM139 64H141V65L143 64L142 66H144V62H142V63L140 62ZM139 64H137V65L139 66ZM153 64H154V63H153ZM158 64H157V65H158ZM160 64H161V63H160ZM169 64H170V63H169ZM209 64H210V63H209ZM157 65L154 64V65L152 66V63H151V66H152V67H155V66H157ZM161 65H162V64H161ZM163 65H164V64H163ZM165 65H166V64H165ZM39 66H40V65H38V67H39ZM41 66H42V65H41ZM65 66H66L67 68H66ZM76 66L74 67V69H72L73 67L71 68L73 72L76 71V68H77V67L79 68V66H77V67H76ZM83 66H84V65H83ZM83 66H82L81 69H86V68H84ZM100 66H101V64H100ZM148 66H149V65H148ZM148 66H147V64H146V71L149 70V69H148ZM170 66H172V65H170ZM46 67H47V68H46ZM80 67H81V66H80ZM133 67L136 68V66H133ZM152 67H150V70H149V71L152 70V69H151ZM159 67H160V66H159ZM159 67H158V70H159ZM161 67H162V66H161ZM167 67L169 68V66H167ZM30 68H31V67H30ZM57 68H58V69H57ZM65 68H66V69H65ZM78 68H77V70L79 71V73H83V72H84V71H83V72H80L81 70L78 69ZM91 68H92V66H91ZM137 68H138V67H137ZM139 68H142V70L139 69ZM139 68H138V70H137V74H138V75H136V76H138L139 78H138V77L135 78L134 76H133L132 78H134V79H139L138 82H137V83H138L137 86L140 84V85H143V86L145 87L144 89H142V93H144V94L142 95V99H141V100H142V102H141L142 105L138 103L139 105H141V109H143V110H141V113H142L143 111L145 112V110H146V108H147L148 112H147V110H146V112H147L148 114H150V112H151V116H152V117H154L155 115L157 116L158 114H159V117H160V116H161V117L163 116V117L166 119V122H165V120H164V122H163V120H162V122H163L164 124H161V126H164V127H162V129L164 128L165 133H166V134L168 133L167 135H169L168 137L166 136V134H165L166 137L164 136L165 138H168V140H169V142H167V144H164L165 142L163 143L164 146L166 145V147H164V149L167 151V152L165 151V152H166V155H167V156H164V159H165V160L163 159V156H162L161 159L156 158V154H157L158 152L155 153V156L152 155V154H150L151 156H147L148 159H149V161H150V162H149V161L147 160V162L150 163V165H148V166H151V170H153V171H154L155 168H156L157 171L155 170L154 172H152V171L149 169L150 167L146 169V170L152 172V173L150 172V173H151V175H150V176H151V179H152V178H154V179L157 178L160 174H158V175L156 174V175H157V176L155 175L156 177H154V175H153V177H152V174H153V173L155 174V172H159V171H160L159 173H161V170H162V171L164 170V171H163L164 173H163V172L161 173V175H162V174L164 175V176L162 175V177H163V178H168L167 182H166V180H165V183H166V184L168 183L167 186H165V184H157V185H155V183H154V184H153V185H154L153 189L155 188V186H156V188H157V186H160V187H158V190L155 188V189L157 190V192H159V194H157L156 191H153V195L151 194L152 197H153V196H154V192H156L158 198H160V199H161V198H163V199L165 198L163 201H167V200H169L170 203H171V201L174 202V203L172 202L171 204H167V205H166V207L168 206V208H171V209L173 208L174 211H172L171 209L168 210V211H172V212H173V213H172V214H173V217L175 218V220L172 218L173 221H171L170 218H169L170 221H169L167 218H164V219H165V224L168 225V223H166V222H167V221L170 222L168 226H167V225L165 226L166 229H164V230L166 231V234L168 235L169 232L167 233V231L170 230V229L167 230V227H168V228L171 227V228H173L174 230L178 231L177 229H175L176 227L179 228L178 226L181 227V224H185V223H187V221H188V220H187V219H188V213H190V212L192 211V210L189 208L190 206H189L188 204H191V203L193 204V201H196V203H197V200H189V203H188L187 201H185L184 198H181V196H180V197L177 196V192H180V191H177V192H175V193L172 191V190H174V189H172V188L169 186V184H170L169 182H170V179H174V178H175V173H176L177 171H176V172L173 171V170H174V169H172L173 167H171V169H170V166L173 165V164H172L173 162L175 163V162H177V160H179L178 157H180L181 154H182V156L184 155L183 158H184L185 156L187 157V155H185V153H188V157H189L190 154H192V155L194 156V155H196V154H198V153L201 154V152L203 151L202 154L205 155V152H207V150L210 151V149L207 148V147H209V145H210V148H212V147L214 146V147H215L214 150H215L216 147H217L219 151H218V150H215V152H219L220 154H219V153H217V154H219L220 157H221L222 159H225V157H227V158H226L227 162H228V160H230V164H233V165H231V167L234 166V167L238 168V170L235 171V172H238V171H239V172H238V173H233V171H232V172H231V173H233L232 176H233L234 174H237V175H238V174L240 173L238 177L241 178V179H239V178H235V177H234V179H235V181H234L235 186H233V185L231 184V185L234 187V190H235L234 194L232 193L233 195H231V194H229V193H230V192H229V193H228L229 195H227V194H225V193H227V192H225L224 195H223L222 193L224 192V190H225V189H224V190H222L223 192L221 191V194H220V192H219V195H222V196H219V202L217 201V202H218L217 205L221 203V205H219V206L223 207L222 209H219V210L226 209L229 213H231V211L233 210L232 212H234V213L236 214L237 210H238V211L240 210V209H237V208H238L237 205H239V203L241 204L242 201H243L242 203H244V201H246V200H247V201L245 202L246 204H247L248 201L250 202V200H252V199H250V198H251L250 195L253 194V191L251 190L252 187H251V189H250V187H247L249 184H248L247 186L245 185V183L243 184V182H245V181H244V179L242 180L243 177L240 176V175H242L241 173H245V170H248V171L250 170V172H251V171H252V172H256L257 170H259V167L264 166L263 163H262V162H264V159H263L264 157H263L262 155H260V153H259V154L254 153V149L256 150V149H259V148H254V149H253V145L255 144L256 147H257L258 144L256 143V141H255V142H249V140L251 141L252 138H253V135H251L252 138H250V134H252V133H250V131H252V130H249V131H248L247 129H245V131H244V130H243V131H240V130H239L238 132H236V131L233 132V130H234V129H233L231 132H229L230 130L227 132V131H224V130H225V128H224V130H223L224 132H222V130L219 131V132H215L216 130L213 128V129L215 130L214 132L212 131V132H213V133H212L213 136L209 133V134L207 135V137H201V136H200V133L203 132V133H201V135L204 136V131L201 130V132H199L198 129H197L198 132L194 133L195 130H194L193 132H190V130H189V131H188V130H187V131H184V130H183L184 132H182L181 130H179V129L177 128L179 131H181L180 133L177 132L178 130L176 129V127H175L174 124H173L174 119H173V117H172V115H173V113H174V112H172V111H173V107H174V105H173V103H172V101H173L172 98H173L174 95H176V94H175V93H174V95L172 94V89H173V88H171V82H170L171 78H170V80H169V79L167 80V78H166V74H167V72H166V74H165L166 81H161V82H159L158 80L160 79V76H159V74H157V75L159 76V79H158L157 76H156L154 79H151V78H150V81H151V82H150V81H148L149 79H148V80H147V79H144L145 77H144L143 79H141V77L144 76V74H148V73H144V72H143V67L139 66ZM170 68L172 69V67H170ZM257 68H258V67H257ZM259 68H260V67H259ZM35 69H36V68H34V70H35ZM38 69H39V68H38ZM61 69H59V70L61 71ZM71 69H69V71H70ZM88 69H89V67H88ZM99 69L101 70V67H100ZM104 69H105V68H104ZM164 69H165V68H164ZM45 70H44V71H45ZM55 70L57 71V73H56ZM86 70H87V69H86ZM86 70H85V73L87 72ZM97 70H98V69H97ZM102 70H103V69H102ZM154 70H155V69H153L152 71L154 72ZM158 70H155V71H158ZM44 71H43V72H44ZM49 71H50V70H49ZM72 71H70V72H72ZM162 71H163V70H162ZM165 71H167V70H165ZM213 71H214V70H213ZM17 72H18V71H17ZM67 72H68V71H67ZM70 72H69V73H70ZM88 72H90V71H88ZM107 72H108V71H107ZM107 72H106V73H107ZM159 72H161V71H159ZM172 72H173V71H172ZM35 73H36V72H35ZM75 73H76V72H75ZM85 73H84V74H85ZM95 73H96V72H95ZM95 73H91V76H88L90 73H89V74L87 73L88 75L85 74V76H86V75L88 76L87 78H86L83 74H81V76H82V77H83V76L85 77V78H84V81H85V82L87 81V82L93 84L94 81L97 82V79L95 80V78L97 77V76H95V75H96ZM134 73H135V71H134ZM156 73H157V72H156ZM169 73H170V72H169V70H168V74H169ZM214 73H215V72H214ZM58 74H57V76H59ZM62 74H65V73L62 72ZM62 74H61V75H62ZM77 74H78V73H77ZM92 74H94V75L92 76ZM104 74H105V73H104ZM152 74H153V73H152ZM160 74H161V73H160ZM162 74H164V73H162ZM45 75H44V77H45ZM68 75H69V74H68ZM68 75H67V76H68ZM72 75H73V74H72ZM79 75H80V74H79ZM105 75H107V74H105ZM128 75H129V73H128ZM154 75H155V72H154ZM18 76L20 77L19 80H21V82H20V83L17 82V83H18L17 85H19L20 87L24 88V89H23L24 91H25V88H26L27 86H30V85H31L33 82H35V81L37 82L38 77H40V76L36 77L37 79L35 80V78H34V74L30 75V74H22V73L20 74V73H18ZM67 76H65V77L68 78ZM81 76H80L79 78H81ZM147 76H148V75H147ZM169 76H171V75H169ZM126 77H127V76H126ZM128 77H129V76H128ZM130 77H131V76H130ZM167 77H168V76H167ZM0 78H1V77H0ZM17 78H18V77H17ZM17 78H16V79H17ZM41 78H42V77H41ZM63 78H64V77H63ZM63 78L61 77V80H62ZM66 78H65V80H67ZM70 78H71V77H70ZM70 78H69V79H70ZM98 78H99V77H98ZM101 78H102V77H101ZM123 78H124V77H123ZM146 78H147V77H146ZM163 78H164V77H163ZM165 78H164L163 80H165ZM187 78H188V76H187ZM1 79L3 80V78H1ZM39 79H40V78H39ZM43 79H44V78H43ZM43 79H41L40 81H42ZM48 79H49V78H48ZM55 79H56V78H55ZM81 79H82V78H81ZM85 79H86V80H85ZM140 79H141V80H140ZM182 79H183V77H182ZM19 80H18V81H19ZM52 80H53V79H52ZM129 80H130V79H129ZM131 80H132V79H131ZM153 80H156V81H158V82L153 81ZM0 81H1V80H0ZM70 81H71V80H70ZM84 81H83V82H84ZM92 81H93V82H92ZM126 81H127V80H126ZM134 81H135V80H134ZM140 81H141V83H140ZM171 81H172V80H171ZM2 82H3V81H2ZM42 82H43V81H42ZM49 82H50V81H49ZM54 82H55V81H54ZM58 82H59V81H58ZM62 82H63V80H62ZM67 82H68V81H67ZM87 82H86V83H87ZM122 82H125L124 79H123ZM146 82L149 83V84H147ZM50 83L53 84V81H51ZM60 83H61V82H60ZM133 83H134V82H132V83L130 82V84H133ZM143 83H144V84H143ZM37 84H38V83H37ZM37 84H36V85H37ZM52 84H49V85L46 86V87H50ZM63 84H66V83L63 82ZM145 84H146V85H145ZM13 85H14V84H13ZM36 85H35V86H36ZM68 85H69V84H68ZM133 85H134V84H133ZM133 85H132V86H133ZM140 85H139L138 87H140ZM147 85H148V88H146ZM57 86H58V84H57ZM61 86H63V85H61ZM64 86H65V85H64ZM86 86L88 87L89 84L86 85ZM118 86H119V85H118ZM12 87H14V86L9 85V84H6V83H4V84L2 83V85L0 86V96L3 95V96L5 97L4 100L6 101L7 104H8V102H9V103L12 102V97L14 98V94H12V89H13ZM17 87H18V86H17ZM30 87H31V86H30ZM41 87H43V86H41ZM44 87H45V86H44ZM81 87H82V86H81ZM130 87H131V86H130ZM38 88H39V87H38ZM51 88H52V87H51ZM77 88H78V87H77ZM133 88H134V87H133ZM140 88H141V87H140ZM42 89H43V88H42ZM52 89H53V88H52ZM67 89H68V88H67ZM78 89H79V88H78ZM108 89H109V88H108ZM116 89H117V87H116ZM129 89H131V88H129ZM147 89H148V90H147ZM156 89H157V91H156ZM158 89H160L161 92H162V96L160 95L161 97L158 98L159 100L156 99V98L159 96V94L157 95V93L160 92V90H158ZM38 90L40 91V89H37L36 91H38ZM76 90H77V89H76ZM93 90H94V89H93ZM114 90H115V89H114ZM137 90H138V89H137ZM26 91H27V89H26ZM26 91H25V92H26ZM54 91H55V90H54ZM54 91H53V90H51L50 92L47 91V92H48L47 95L49 96V95L52 94V92H54ZM128 91H129V90H128ZM138 91L141 92V89L138 90ZM153 91H155V92H153ZM82 92H83V91H82ZM132 92H133V90L131 91V93H132ZM139 92H137V93L139 94ZM152 92H153V94L155 93V94L157 95V97H155V99H156L157 101H155V99L153 100ZM33 93H34V92H33ZM83 93H84V92H83ZM15 94L17 95V93H15ZM22 94H23V93H22ZM24 94H28V93L26 92V93H24ZM24 94H23V95H24ZM53 94H54V93H53ZM76 94H77V93H76ZM133 94H134V93H133ZM155 94H154V95H155ZM18 95H19V92H18ZM36 95H37V94H36ZM45 95H46V94H44V96H45ZM78 95H80V94L78 93ZM89 95H90V94H88V96H89ZM28 96H29V95H28ZM28 96H27V97H28ZM30 96H31V95H30ZM40 96H42V95L40 94ZM88 96H87V97H88ZM91 96H92V95H91ZM172 96H173V97H172ZM18 97H19V96H18ZM89 97H90V96H89ZM175 97H176V96H175ZM175 97H174V99H175ZM55 98H56V96H55ZM55 98L53 99L54 101L57 100V99H55ZM57 98H58V99H61L60 97H57ZM78 98H80V97L78 96ZM92 98H93V96H92ZM92 98L90 97V99H92ZM96 98L99 99L98 97H96ZM96 98H93V100L96 99ZM140 98H141V97H140ZM48 99L51 100L50 97H48ZM83 99H85V98H83ZM9 100H11V101H9ZM216 100H217V99H216ZM5 101H3V99H2V102H5ZM14 101H16V99H15ZM34 101H35V100H34ZM37 101H38V100H37ZM57 101H58V100H57ZM60 101H63V100H60ZM81 101H82V100H81ZM81 101H80V102H81ZM96 101H97V100H96ZM96 101H95V102H96ZM178 101H179V100H178ZM42 102H43V101H42ZM44 102H46V101L44 100ZM44 102H43V103H44ZM65 102H66V101L64 100V104H65ZM85 102H86V100H85ZM103 102H104V101H103ZM173 102H174V101H173ZM175 102H176V101H175ZM0 103H1V102H0ZM12 103H13V102H12ZM12 103H10V104H12ZM73 103H74V102H73ZM78 103H79V102H78ZM81 103H82V102H81ZM83 103H84V102H83ZM90 103H93V102L90 101ZM100 103H102V102L99 101V104H100ZM126 103H127V102H126ZM179 103H180V102H179ZM214 103H215V101H214ZM216 103H217V102H216ZM238 103H239V102H238ZM1 104H2V103H1ZM47 104H48V103H47ZM62 104H63V102H62ZM64 104H63V105H64ZM99 104H98V106H99ZM3 105H4V104H3ZM5 105H6V104H5ZM32 105H33V104H32ZM52 105H53V106L58 105V107L61 106V105L59 106V104H57V103H56L55 105H54V103H53ZM75 105H76V104H75ZM75 105H74V106H75ZM85 105H86V104H85ZM89 105H90V104H89ZM172 105H173V107H172ZM215 105H216V104H215ZM237 105H238V104H237ZM53 106H52V107H53ZM66 106H67V105H65V107H66ZM80 106H81V104L78 105V107H80ZM92 106H93V104H92ZM216 106L218 107V104H217ZM3 107H4V106H3ZM8 107H9V105H8ZM27 107H28V106H27ZM58 107H55V109L58 108ZM87 107H89V106H87ZM96 107H97V105H96ZM114 107H115V106H114ZM142 107H143V108H142ZM144 107H145V108H144ZM217 107H216V108H217ZM10 108H11V106H10ZM38 108H39V107H38ZM50 108H51V107H50ZM62 108H63V107H62ZM68 108H69V107H68ZM75 108H76V107H75ZM83 108H84V107H83ZM85 108H86V107H85ZM90 108H91V107H90ZM94 108H95V107H93V109H94ZM5 109H6V108H5ZM5 109H4V110H5ZM30 109H31V108H30ZM41 109H42V108H41ZM43 109L46 111V108H45V107H44ZM86 109H88V108H86ZM93 109H90V110L88 109V110H89V111H95V110H96V108H95L94 110H93ZM98 109H99V108H98ZM113 109H114V108H113ZM144 109H145V110H144ZM2 110H3V109H2ZM33 110H34V111H38L39 109H37V108H33ZM49 110H50V109H49ZM57 110H58V109L54 110V109L52 108V111L55 112V113H53V115H52V114L49 115V112H46V113H48L49 116H53V117L55 116V118H57V119H54V118L52 117L54 121L56 120V122H59V123H61V121L64 122V120H66V118H65V117H66V114H65V113H66V109L64 108V109L62 110V109L59 108V110H58V111H57ZM64 110H65V111H64ZM108 110H109V109H108ZM115 110H116V109H115ZM122 110H123V109H122ZM137 110H139V109L137 108ZM30 111H31V110H30ZM34 111H33V112H34ZM41 111H42V110H41ZM41 111H39V113H36V114H40ZM45 111H43V112H45ZM47 111H48V110H47ZM71 111H72V110H71ZM149 111H150V112H149ZM5 112H6V111H5ZM33 112H32V113H33ZM95 112H96V111H95ZM139 112H140V110H139ZM146 112H145V113H146ZM152 112H154L155 115H152ZM214 112H215V111H214ZM46 113H45V114H46ZM97 113H98V112H97ZM97 113L94 114V113L92 112V115H91L90 112H89V113H87L88 115H86L85 117L88 116L87 118L90 120V119H92V118H90V117H92L93 114H94L95 117H98V116H96ZM147 113H146V114H147ZM211 113H212V112H211ZM211 113H210V115H211ZM216 113H217V112H216ZM0 114H1V111H0ZM2 114H4V113H2ZM36 114H35V115H36ZM42 114H43V113H42ZM54 114H55V115H54ZM64 114H65V115H64ZM82 114H83V113H82ZM89 114H90V116H89ZM101 114H102V113H101ZM110 114H113V116L111 115V117H110L111 119H109V117H105V120H104V121H106V123H105V127H106V129H107V123L109 122V124H108V129H107V130H103V129L100 130V128H99V131L96 130V129L98 128V126H97V128H96L94 125H92V124H91V120H90V122L88 121L89 123H86V122H85V123L83 124V127H82V128H83V132H86V133H87L88 131H90V128H91L92 126H94V127L96 128V129H94V130H96V131H95V134H94V137H93L92 135H90V136L87 135V136H89V138H90L91 136H92V138H95V136H96L97 138H98V137L101 138V136H103L102 134H104V136H106V135L111 134L112 131H114V132L116 131L115 134H116V133H117V134H116V136H114L115 139H112V138H110L109 136H106V138H108V141H109V144H108V145L110 146V147H109L110 149H108V147H107V149H108L107 152H108V153H107L106 155L104 154L105 156H104V158H103L102 156H103V153H104V152L101 151V152H102V155L98 157L99 160L96 161L95 158L93 159L94 161L92 160V162H94V163L97 165V167H96L95 164L91 165L92 162H91V159H90L91 164L89 163L90 165L88 166V164H87V166H88V168H89V171L91 170L90 167L92 166V168H94L93 172H92V170H91L90 172H87V171H88V168L85 167V168H87V171H86L85 169H83L84 167H82V169H83L84 171H82L81 168H80L81 170L78 169V173L76 174V176H74L73 174H75L77 171L74 172V173L72 174L73 177H71V179L73 178V180H74V178H75L76 180H74V183L77 184V187L81 188V186H82V187L84 186V187H83L84 190L86 189L85 191L89 192L90 195L92 194V197L96 195L95 197L97 198V200H98V197H100V194H101V195L103 194V192L100 193V191L104 190V188H106V189L109 188L113 193H115V194H113V197H112V195H111V198L109 197L110 195L107 197V199L110 198L109 200L104 199V198H99L100 200H98V201H101L99 205H101L100 207H101V210H102L103 213H100L101 211L97 212V211H96L97 207H95L96 209H93V207H90V208H89V207L86 205L87 208H86V207L84 208L83 206H84L85 204L82 205L83 203H81V201H80V204L82 205V206H80V207L82 208V209L80 208L81 212L83 213L82 215H83V217H84L85 219H87L91 224L93 223V225L96 223V224L99 226L100 223H98V222H100L102 219H103V223H104V222H108V224H109V222H110V226H111V225H115V224H117V225H116L117 228H115V227L112 226L113 228H115L116 231L114 232L113 230H111L112 232H114V235H116V236H114V237L117 238V239H115L116 241H113V243H114V242L117 243L116 248H115V246L113 245V248H115L116 251H115L112 247H111V248H112V250H114L115 252H117L120 256L122 255L121 257L124 256L123 259L126 260V259L128 258V260H127L128 263H127L126 261H124L123 259H122V260L120 259V261L122 262V264H124L125 262H126L127 264H144V263H146V261H147L146 264H148L149 262H152V261H153V259H152L151 261L148 262V260H149L150 257H151V255H149V253H147L146 255H142V254H141L142 256H140V255L138 256L137 251H136L135 254H134V253L132 254V253H130V250H131V249L134 250V248H132V247L134 246V245H133V242H135V241H136V243H139V247H141V248H143V247H145V246L148 247V245H146V244H147V243H146L147 240H146V242H145V238H144V236H143V238H142V237H141V238L138 237L139 239L136 238L137 236L135 237V234H133V232H134V231H133V227H136V226H138V227H139V226H140V227L144 226V227H145V226L149 225V219H150V217L148 218V217L144 216V211H145V212H146V211L149 212L147 206H149V205H150L151 203H153V202L151 201L150 203H147V202H144V201H143V202L145 203V204L143 203V205H142L141 203H137V202H135V201H137V200H135V199H136L135 196H139V192H138V190H136V184H137L136 181H137L138 179H137L136 181H135V180L133 181L132 178H134L133 176H135L136 174H137L138 176H141L142 174H141L140 172H138V170H135V171H127V170H129V169H128L129 167L126 169V166H125L126 163L124 164L125 167H122V166H121V165L123 164V163H121V162H124V161H125L124 158H125L127 155H126V154H124V155L121 154L122 151H120V148L122 149V146H124L123 144H125V143L127 144L128 141H130V143H129L128 145H130V144L132 143L133 145H135V146L138 148V150L141 148L140 150H141V151H144V150L146 149V147H147L145 141H146V138L148 139L149 131H148V128H145V127H144V124L140 125V122H139V124H138L139 127H137V128H134V127H136V126L133 125V126H134V127H133V126L130 124L131 122H130L129 125H128V126H130V127H127V126L125 127L124 124L121 122V120H115V119L117 118V116H116V118H115L116 113H112V112H111ZM110 114H109V115H110ZM122 114H123V113H122ZM206 114H208V113L206 112ZM79 115H80V113H79ZM84 115H85V114H84ZM135 115H136V114H135ZM44 116H45V115H44ZM49 116H48V117H49ZM68 116H69V115H68ZM129 116H130V115H129ZM137 116H138V118H140L139 115H137ZM151 116H150V120H151V118H152ZM156 116H155V117H156ZM204 116H206V115L204 114ZM211 116H212V115H211ZM211 116H210V118H211ZM0 117H1V116H0ZM6 117H7V116H6ZM10 117H11V116H10ZM35 117H36V118H35L36 120H34V121L38 122V124H40V125H38V124L35 122L38 126H33V124L31 123V125L33 126V127H32V130H33V131H34V130L37 131V130L39 129V127H41V124H42V123H40V122L38 121L37 118L40 117V118H42V122H43V121L45 122V120H43V117H41V115H39V116L36 115ZM63 117H64V119H63ZM80 117H83V115L80 116ZM102 117H103V115H102ZM102 117H101V119H102ZM120 117H121V116H120ZM131 117H133V116H131ZM131 117H130V118H131ZM148 117H149V116H148ZM155 117H154V118H155ZM2 118H3V117H1V119H2ZM40 118H39V119H40ZM50 118H51V117H50ZM52 118H51V119H52ZM61 118H62L63 120H61ZM113 118H114V120H113ZM133 118L136 119V117H133ZM146 118H147V117H146ZM213 118H214V117H213ZM33 119H34V118H33ZM51 119H50V120H51ZM78 119H79V118H78ZM81 119H82V118H81ZM85 119H86V118H85ZM88 119H86V120H88ZM93 119H94V118H93ZM99 119H100V118H99ZM103 119H104V118H103ZM107 119H109V121H108ZM117 119H118V118H117ZM125 119H126V118H125ZM125 119H124V122H125V121H129L128 119H126V120H125ZM155 119H156V118H155ZM155 119H154V120H155ZM177 119H178V118H177ZM2 120L4 121V120H8V119H7V118H6V119L4 118V119H2ZM9 120H10V119H9ZM46 120L48 121V119H46ZM53 120H52V121H53ZM71 120H73V118H72ZM82 120H83V119H82ZM97 120H98V118H97ZM110 120H111V121H110ZM131 120H132V119H131ZM143 120H144V119H143ZM152 120H153V119H152ZM154 120L152 121V123L156 121V120H155V121H154ZM157 120H158V119H157ZM160 120H161V119H160ZM32 121H33V120H32ZM34 121H33V123H34ZM144 121H145V120H144ZM144 121H143V122H144ZM147 121H148V118H147ZM176 121H177V120H176ZM30 122H31V121H30ZM30 122H29V124H30ZM48 122H49V121H48ZM50 122H51V121H50ZM67 122H68V121H67ZM67 122H66V123H67ZM69 122H71V121H70V118H69ZM92 122H93V121H92ZM132 122H133V121H132ZM135 122H136V120L134 121V123H135ZM137 122H138V121H137ZM141 122H142V121H141ZM149 122H150V121H149ZM160 122H161V121H160ZM162 122H161V123H162ZM5 123H6V122H5ZM35 123H34V125H35ZM97 123H98V122H97ZM126 123H128V122H126ZM126 123H125V124H126ZM144 123H145V122H144ZM146 123H147V122H146ZM155 123H156V122H155ZM3 124H4V122H3ZM9 124H10V123H9ZM45 124H47V123L45 122ZM45 124H44V125H45ZM136 124H137V123H136ZM204 124H205V123H204ZM1 125H2V124H1ZM7 125H8V124H7ZM7 125H6V126H7ZM31 125H29V126H31ZM47 125H48V124H47ZM63 125H64V124H63ZM101 125H103V124H101ZM158 125H159V124H158ZM178 125H179V124H178ZM207 125H208V124H207ZM45 126H46V125H45ZM60 126H62V125H60ZM68 126H69V125H68ZM146 126H147V125H146ZM159 126H160V125H159ZM161 126H160V129H161ZM1 127H2V126H1ZM34 127H37V129L34 128ZM42 127H43V126H42ZM42 127H41V128H42ZM46 127H47V126H46ZM101 127H102V126H101ZM148 127H149V126H148ZM177 127H178V126H177ZM247 127H248V126H247ZM12 128H14V127H12ZM12 128H11V129H12ZM15 128H16V127H15ZM28 128H29V127H28ZM28 128H26V129H28ZM44 128H45V127H44ZM47 128H48V127H47ZM50 128H51V127H50ZM133 128H134V129H133ZM151 128H152V127H151ZM158 128H159V127H158ZM204 128H205V127H204ZM9 129H10V128H9ZM21 129L24 130V128H21ZM21 129H20V130H21ZM42 129H43V128H42ZM48 129H49V128H48ZM48 129H46V131H48ZM62 129L65 130L64 132H66V131L69 132V128H67V126H62V127H61V130H62ZM75 129H76V128H75ZM91 129H92V128H91ZM104 129H105V128H104ZM152 129H154V128H152ZM189 129H191V128H189ZM194 129H195V128H194ZM202 129H203V128H202ZM216 129H217V128H216ZM222 129H223V128H222ZM226 129H227V128H226ZM238 129H240V128H238ZM263 129H264V128H263ZM0 130H2V129H0ZM3 130H4V128H3ZM5 130L7 131L8 129L5 128ZM29 130H30V128H29ZM32 130H30V131H32ZM77 130H78V129H77ZM94 130H93V131H94ZM156 130H157V128H156ZM156 130H155V131H156ZM158 130H159V129H158ZM158 130H157V131H158ZM164 130H163V131H164ZM204 130H205V129H204ZM236 130H237V129H236ZM256 130H257V129H256ZM6 131H4V132H6ZM17 131H18V130H17ZM25 131H26V130H25ZM25 131H24V132H25ZM38 131H40V130H38ZM49 131H50V130H49ZM51 131H52V129H51ZM62 131H63V130H62ZM93 131H92V132H93ZM205 131H206V130H205ZM260 131H262V130H260ZM4 132H3V134H5ZM13 132H14V131H13ZM21 132H23V131H21ZM27 132H28V131H27ZM42 132H43V131H42ZM52 132H53V131H52ZM57 132H58V131H57ZM67 132H66V133H67ZM72 132H73V131H70L69 133H72ZM92 132H91V134H92ZM103 132H104V133H103ZM114 132H112V134H113ZM210 132H211V131H210ZM252 132H254V131H252ZM6 133H7V132H6ZM8 133H9V132H8ZM11 133H12V132H11ZM31 133H35V132H31ZM48 133H49V132H48ZM66 133H65V134H66ZM69 133H67V136L65 137L64 142L62 143V144H64V147H65V145L73 146V144H74L75 142H77V140L79 139L78 137L81 136V135H78L77 132H76L77 137L74 135V133H72V134H70V135H69ZM93 133H94V132H93ZM152 133H153V132H152ZM161 133H162V132H161ZM205 133H206V132H205ZM254 133H256V132H254ZM263 133H264V132H263ZM0 134H2V132H0ZM9 134H10V133H9ZM18 134H19V131H18ZM39 134H40V132H39ZM43 134H45V133H43ZM46 134H47V133H46ZM46 134H45V136H46ZM79 134H80V132H79ZM82 134H84V133H82ZM105 134H106V135H105ZM154 134H156V133H153V135H154ZM157 134H159V133L157 132ZM163 134H164V132H163ZM257 134H258V133H257ZM33 135H34V137H35L36 135H38V133H37V134H33ZM51 135H52V134H51ZM98 135H101V136H98ZM113 135H114V134H113ZM113 135H112V136H113ZM146 135H147V136H146ZM0 136H1V135H0ZM25 136H26V134H25ZM25 136H24V138H25ZM45 136H42V138H44ZM52 136H54V135H52ZM52 136H51V138H53ZM57 136H58V135H57ZM110 136H111V135H110ZM112 136H111V137H112ZM135 136H137L138 138L135 137ZM156 136H158V135H156ZM160 136H161V135H160ZM162 136H163V135H162ZM205 136H206V134H205ZM209 136H212V137L208 138ZM254 136H255V134H254ZM258 136H259V135H258ZM12 137H13V136H12ZM12 137H11V138H12ZM27 137H28V134H27ZM39 137H41V136L39 135ZM39 137L36 136V138H39ZM48 137H49V136H48ZM85 137H86V135H85ZM133 137H134V139H133ZM9 138H10V137H9ZM63 138H64V137H63ZM63 138H62V140H63ZM89 138H88V139H89ZM97 138H95V139H97ZM169 138H170V139H169ZM189 138L192 139V140H194V141H193L194 144H195V143H198V144H196V145H199V146L201 145V146H202V150H200V148H199L200 151L198 152V149L195 148L196 145H194V144L192 145V147H190L191 142H190ZM260 138H261V137H260ZM39 139H41V138H39ZM95 139H91V140L95 141ZM111 139H112V141H111ZM144 139H145V141H144ZM160 139H161V138H160ZM263 139H264V138H263ZM0 140H1V138H0ZM11 140H13V139H11ZM17 140H18V139H17ZM17 140H16V141H17ZM24 140H25V139H24ZM28 140H29V139H28ZM30 140H31V139H30ZM32 140H33V138H32ZM79 140H80V139H79ZM192 140H191V141H192ZM254 140H255V139H254ZM259 140H260V139H259ZM259 140H258V142H260ZM9 141H10V140H9ZM9 141H8V142H9ZM51 141H52V140H51ZM60 141H61V140H60ZM110 141H111V144H110ZM158 141H159V140H158ZM158 141H157V144H158ZM166 141H167V140H166ZM187 141H188L189 144H190V145L188 144V147L186 146ZM10 142H11V141H10ZM19 142H20V141H19ZM28 142H29V141H28ZM28 142H27V143H28ZM31 142H32V141H31ZM36 142H37V141H36ZM56 142H57V141H56ZM262 142H264V141H262ZM24 143H26V142H24ZM33 143H34V142H33ZM40 143H41V142H39V144H40ZM58 143H59V141H58ZM88 143H89V142H88ZM147 143H148V142H147ZM149 143H150V141H149ZM159 143H160V142H159ZM253 143H254V144H253ZM13 144H14V142H13ZM22 144H23V143L21 142V144H19V145H22ZM28 144H29V143H28ZM35 144H36V143H35ZM42 144H43V143H42ZM70 144H71V145H70ZM89 144H90V143H89ZM103 144H104V142H103ZM211 144H212V145H211ZM6 145H7V144H6ZM24 145H25V144H24ZM57 145H58V144H57ZM90 145H91V144H90ZM100 145H101V144H100ZM100 145H99V146H100ZM108 145H107V146H108ZM145 145H146V146H145ZM160 145H161V144H160ZM203 145H204V147H203ZM2 146H4V145H2ZM29 146H30V145H29ZM39 146H40V145H39ZM55 146H56V145H55ZM91 146H92V145H91ZM120 146H121V147H120ZM135 146H133V147H135ZM156 146H158V145H156ZM156 146H155V147H156ZM194 146H195V147H194ZM211 146H212V147H211ZM10 147H11V145H10ZM12 147H14V146H12ZM61 147H62V146H61ZM105 147H106V146H105ZM118 147H119V148H118ZM127 147H128V146H127ZM136 147H135V149H136L135 151H137V148H136ZM167 147H168V148H167ZM186 147H187V148H186ZM123 148H125V147H123ZM128 148H129V147H128ZM130 148H132V147H130ZM151 148H152V147H151ZM157 148H159V147H157ZM157 148H156V149H157ZM166 148H167V149H166ZM183 148H184V149L186 148V149L184 150ZM191 148H192V149H191ZM194 148L197 150V153L193 152V153H194V154H193L192 151L194 150ZM13 149H14V148H13ZM33 149H34V148H33ZM51 149H52V148H51ZM61 149H62V148H61ZM148 149H149V148H148ZM148 149H147V150H148ZM153 149H154V148H153ZM182 149H183V150H182ZM189 149H191L192 151H190ZM204 149H207V150L205 151ZM39 150H41V149H38V152H39ZM42 150H43V148H42ZM42 150H41V152H42ZM63 150H64V149H63ZM122 150H123V149H122ZM131 150H132V149H131ZM140 150H139V151H140ZM147 150H146V151H147ZM149 150H150V149H149ZM196 150H195V151H196ZM26 151H27V149L25 150V152H26ZM35 151H36V150H35ZM43 151H44V150H43ZM51 151H52V150H51ZM124 151H125V150H124ZM135 151H134V153H135ZM146 151H145V152H146ZM152 151H153V150H152ZM156 151H157V150H156ZM184 151H186V152L184 153ZM211 151H212V150H211ZM259 151H260V150H259ZM20 152H21V151H20ZM20 152H18V153H20ZM28 152H29V151H28ZM52 152H53V151H52ZM94 152H96V151H94ZM145 152H144V153H145ZM163 152H164V150H163ZM181 152H183V153H181ZM227 152H229V153H227ZM255 152H256V151H255ZM16 153H17V152H16ZM18 153H17V155H18ZM65 153H66V152H65ZM79 153H80V152H79ZM92 153H93V152H92ZM96 153H98V152H96ZM105 153H106V152H105ZM124 153H125V152H124ZM141 153H142V152H141ZM146 153H147V152H146ZM153 153H154V152H153ZM189 153H190V154H189ZM26 154H28V153H26ZM33 154H34V152H33ZM37 154H38V153H37ZM37 154H35V155H37ZM60 154H61V153H60ZM135 154H136V153H135ZM158 154H159V153H158ZM162 154L165 155V153H162ZM199 154H198V155H199ZM217 154H215V155H217ZM228 154H230V155H228ZM262 154H263V153H262ZM17 155H16V156H17ZM38 155H39V154H38ZM77 155H78V154H77ZM92 155H93V154H92ZM92 155H91V156H92ZM125 155H126V156H125ZM148 155H149V154H148ZM160 155H161V154H160ZM179 155H180V156H179ZM192 155H191V156H192ZM198 155H196V156H198ZM207 155H208V154H207ZM25 156H26V155H25ZM29 156H30V155H29ZM42 156H43V154H42ZM55 156H56V155H55ZM61 156H62V155H61ZM85 156H86V155H85ZM193 156H192V158L189 157V158H190V161H191V159L193 160ZM196 156H195V157H196ZM205 156H206V155H205ZM205 156H204V157H205ZM209 156H211V155H209ZM217 156H218V155H217ZM242 156H243V157H242ZM17 157H18V156H17ZM26 157H27V156H26ZM34 157H36V156H34ZM37 157H38V156H37ZM43 157H44V156H43ZM58 157H59V156H58ZM58 157H57V158H58ZM63 157H64V156H63ZM79 157H80V156H79ZM79 157L76 156V158H79ZM82 157H83V156H82ZM82 157H81V161H82V159L85 158V157H84V158H82ZM89 157H90V156H89ZM95 157H97V156L95 155ZM157 157H158V155H157ZM167 157L169 158V160H172V162L169 164L170 166H168V162H170V161H167V159H168ZM186 157H185L183 160L188 161L189 159L187 158V159H188V160H187ZM195 157H194V159H196ZM206 157H207V156H206ZM4 158H5V157H4ZM6 158H7V157H6ZM9 158H10V157H9ZM22 158H23V157H22ZM22 158H20V161H21ZM30 158H31V157H30ZM30 158H28V160H29ZM50 158H51V157H50ZM65 158H66V157H65ZM102 158H103V159H102ZM145 158H146V156H145ZM175 158H177V159H175ZM181 158H182V157H181ZM181 158H180V159H181ZM197 158H199V157H197ZM208 158H209V157H208ZM213 158H214V157H212V160H213ZM215 158H216V157H215ZM218 158H219V157H218ZM10 159H11V158H10ZM10 159H9V160H10ZM18 159H19V158H18ZM31 159L33 160V158H31ZM37 159H39V158H36V160H37ZM46 159H47V157H46ZM54 159H55V161H56V158H54ZM74 159H75V158H74ZM79 159H80V158H79ZM96 159H97V158H96ZM127 159H128V158H127ZM216 159H217V158H216ZM219 159H220V158H219ZM4 160H5V159H4ZM4 160H3V161H4ZM22 160H24V159H22ZM36 160H35V161H36ZM49 160H50V159H49ZM58 160H59V159H57V161H58ZM84 160H85V159H84ZM175 160H176V161H175ZM183 160H182V161H183ZM206 160H208V159H206ZM24 161H25V160H24ZM26 161H27V160H26ZM26 161H25V162H26ZM55 161H54V162H55ZM59 161H60V160H59ZM88 161H89V160H88ZM95 161H96L97 163H96ZM109 161H111V162H109ZM113 161H115V163H114ZM117 161H118V162H117ZM126 161H129V160H126ZM130 161H131V160H130ZM163 161H164L165 163H164ZM166 161H167V163H166ZM190 161H188V162H190ZM195 161H196V160H195ZM197 161H198V160H197ZM202 161H204V160L202 159ZM202 161H201V163H203ZM214 161H215V159H214ZM31 162H32V161H31ZM31 162H29V164H30V165H33V163L31 164ZM33 162H34V161H33ZM72 162H73V160H72ZM74 162H75V163H74ZM74 162H73V164H74V165L77 164V166H79V165H80L79 163H81L80 161H79V163H77V162H78L77 160H74ZM85 162H87V161H85ZM107 162H109V164H108ZM116 162H117V164H116ZM183 162H184V161H183ZM193 162H194V161H193ZM207 162H208V161H207ZM221 162H222V161H221ZM9 163H10V162H9ZM12 163H15V162H12ZM19 163H20V162H19ZM82 163H83V161H82ZM111 163H112V164H111ZM133 163H134V162H133ZM178 163H179V162H178ZM178 163H177V164H178ZM191 163H192V162H191ZM199 163H200V162H199ZM213 163H214V162H213ZM213 163H212V164H213ZM225 163H226V162H225ZM2 164H3V163H2V161L0 160V222L2 221L4 225L8 226V225L6 224V222H7L6 219H8V218H6V217H7L6 215H8L9 213H10L9 215H11V213L13 214V212L15 211V210H11V209H12V208H11L12 206L7 205V204H8L7 202L9 201L8 198L10 197L8 194H10L12 197H13V196L15 197V194H16V193L19 195V193H18V189H16V187H17V183H18V182L15 183V178H16V177L14 178V176H16L15 173L18 175V170H19V172L22 171V170H20V169H21L23 166H22L20 169H19V167H18V168H17L18 170H17V172H16V171L14 170V169H16V168H13V166H12V168H10L9 166H7V165H5V164H4V166H3ZM26 164H27V163H26ZM34 164H35V163H34ZM67 164H68V163H67ZM84 164H85V163H84ZM114 164H115V165H114ZM127 164H128V163H127ZM164 164H166L168 167H164V166H165ZM181 164H182V163H181ZM185 164H186V163H185ZM194 164H195V163H194ZM216 164H217V163H216ZM221 164H222V163H219V165H221ZM227 164H228V163H227ZM37 165H38V164H37ZM58 165H59V164H58ZM74 165H73V169H72L73 171H74V170H77V168H76L77 166H75V168H76V169H75V168H74ZM82 165H83V164H82ZM85 165H86V164H85ZM85 165H84V166H85ZM94 165H95V167H94ZM110 165H112V166H110ZM119 165H120L121 167H120ZM135 165H136V164H135ZM162 165H163V166H162ZM199 165H200V164H199ZM217 165H218V164H217ZM235 165H236V166H235ZM28 166H29V165H28ZM41 166H42V165H41ZM70 166L72 167V164H70ZM131 166H133V165L131 164ZM136 166H137V165H136ZM136 166H133V167H136ZM138 166H139V165H138ZM138 166H137V167H138ZM145 166H146V163H145ZM213 166H214V164H213ZM221 166H222V167H223V166L225 167L224 164H222ZM14 167H16V166H14ZM24 167H26V166H24ZM30 167H32V166H30ZM46 167H48V166L46 165ZM56 167H57V166H56ZM64 167H65V166H64ZM66 167H67V166H66ZM71 167H70L69 169H71ZM137 167H136V168H137ZM146 167H147V166H146ZM202 167H203V166H202ZM202 167H201V168H202ZM205 167H206V166H205ZM207 167H209V166L207 165ZM234 167H233V168H234ZM28 168H29V167H28ZM33 168H34V167H33ZM44 168H45V167H44ZM53 168H54V167H53ZM136 168H135V169H136ZM142 168H143V167H142ZM152 168H153V169H152ZM188 168H189V167H188ZM195 168H196V166H195ZM211 168H212V167H211ZM227 168H228V165H227ZM227 168H226V169H227ZM229 168H230V167H229ZM229 168H228V169H229ZM233 168H231V169L233 170ZM242 168H244V169H243L244 172L241 170ZM246 168H247V169H246ZM57 169H59V168L57 167ZM139 169H140V168H139ZM185 169H186V168H185ZM190 169H191V168H189L188 170L190 171ZM212 169H213V168H212ZM212 169L209 168V170H211V171H212ZM214 169H215L216 172H217V170H219V169H217V168H214ZM214 169H213V171H214ZM216 169H217V170H216ZM221 169H223V168H221ZM239 169H240V170H239ZM260 169H261V168H260ZM262 169H263V168H262ZM66 170H68V167H67ZM72 170H71V172H72ZM130 170H131V168H130ZM133 170H134V169H133ZM165 170H166V171H165ZM175 170H176V168H175ZM178 170H179V169H178ZM191 170H194V168L191 169ZM209 170H208V168H203V169H201V170H200V169L197 170V168H196V172L199 173L201 176H202L203 174L205 175L206 173H207V174L209 173V175L211 176L212 172H210ZM64 171H65V168H64ZM79 171H80V172H79ZM208 171H209V172H208ZM215 171L213 172L214 174H216ZM222 171H223V173H224V170H222ZM229 171H231V170H229ZM229 171H228V174H229ZM240 171H241V172H240ZM248 171H246V172H248ZM260 171H261V170H260ZM31 172H32V171H31ZM61 172H63V171H61ZM69 172H70V171H69ZM142 172H143V170H142ZM144 172H146V171H144ZM225 172H227V171H225ZM257 172H258V171H257ZM257 172H256V173H257ZM263 172H264V170H263ZM20 173H22V172H20ZM67 173H68V172H67ZM134 173H135V174H134ZM181 173H182V172H181ZM194 173H195V171H194ZM210 173H211V174H210ZM218 173H219V172H218ZM218 173H217V174H218ZM24 174H25V173H24ZM31 174H32V173H31ZM48 174H49V173H48ZM133 174H134V175H133ZM140 174H141V175H140ZM146 174H147V173H146ZM178 174H180V173H177L176 175H178ZM199 174H198V176L200 177ZM220 174H221V173H220ZM228 174H227V177L229 178V176H230L231 174H230L229 176H228ZM63 175H64V174H63ZM132 175H133V176H132ZM185 175H186V174H185ZM196 175H197V174L193 175V177L196 176ZM212 175H213V174H212ZM222 175H223V174H222ZM222 175H221V176H222ZM244 175H246V173H245ZM248 175H249V174H248ZM253 175H254V174H253ZM255 175H256V174H255ZM257 175H258V174H257ZM262 175H263V174H262ZM18 176H19V175H18ZM18 176H17V177H18ZM20 176H22V175H20ZM39 176H40V175H39ZM120 176H123V179H122V178L120 179ZM138 176H137V178H138ZM181 176H183V175H180L179 177H181ZM215 176H216V175H215ZM215 176H214V179L212 178L213 180H215ZM224 176H225V175H224ZM250 176H252V175H250ZM41 177H42V176H41ZM54 177H55V174H54ZM124 177H126V179H124ZM131 177H132V178H131ZM142 177H143V175H142ZM145 177L148 178V176H145ZM176 177H177V176H176ZM196 177H197V176H196ZM202 177H203V176H202ZM202 177H201V178H202ZM219 177H220V176H219ZM227 177H225V178H227ZM244 177L247 178L246 176H244ZM263 177H264V176H263ZM147 178H146V179H147ZM159 178H161V177L159 176L158 179H159ZM201 178H200V179H201ZM210 178H211V177H210ZM216 178H217V176H216ZM220 178H221V177H220ZM222 178H224V177L222 176ZM254 178H255V177H254ZM254 178H253V179H254ZM256 178H257V177H256ZM16 179H17V178H16ZM25 179H26V178H25ZM51 179H52V178H51ZM53 179H54V178H53ZM55 179H56V178H55ZM60 179H61V178H60ZM60 179H59V180H60ZM67 179H68V178H67ZM67 179H66V180H67ZM71 179H70V180H71ZM146 179L144 178V180H146ZM151 179H150V180H151ZM185 179H186V178H185ZM232 179H233V178H232ZM248 179H251V178H248ZM260 179H262V178H260ZM263 179H264V178H263ZM263 179H262V180H263ZM66 180H65V181H66ZM73 180H71V181H73ZM81 180H83V181H81ZM120 180H121V182H120ZM122 180H123V182H122ZM125 180H126V181H125ZM141 180H142V179H140V182H139L138 184L143 185V180H142V183H141ZM150 180H149V181H150ZM162 180H163V182H164V179H162ZM162 180H161V181H162ZM175 180H176V178H175ZM187 180H188V178H187ZM196 180H199V179L197 178ZM207 180H211V179H209V177H208V179H207V177H206V180L203 178V180H201V181H204V185H205V181H206V182H207V185H208V181H207ZM224 180H225V179H224ZM246 180H247V179H246ZM40 181H41V180H40ZM55 181H56V180H55ZM75 181H76L77 183H76ZM79 181H80V183H79ZM85 181H86V184L84 185V182H85ZM180 181L182 182V179H181ZM190 181H191V177H190ZM192 181H193V180H192ZM215 181H216V180H215ZM255 181H256V180H255ZM5 182H6V183H5ZM20 182H21V181H20ZM22 182H23V180H22ZM61 182H62V181H61ZM82 182H83V184H81ZM88 182H90V184H89ZM174 182L176 183V182H179V181H174ZM185 182H186V181H185ZM188 182H189V181H188ZM194 182L196 183L195 180H194ZM211 182H212V181H211ZM218 182H219V181H217V183H218ZM250 182H251V181H250ZM253 182H254V181H253ZM259 182H260V180H259ZM259 182L256 181V183H259ZM4 183H5V184H4ZM53 183H54V182H53ZM56 183H57V182H56ZM59 183H60V182H59ZM69 183H70V182H69ZM87 183H88V184H87ZM171 183H173V181H172ZM186 183H187V182H186ZM189 183H190V182H189ZM195 183H194V184H195ZM202 183H203V182H202ZM209 183H210V182H209ZM212 183H213V182H212ZM212 183H211V184H212ZM227 183H228V182H227ZM251 183H252V182H251ZM256 183L254 182L253 184H256ZM23 184H24V183H23ZM25 184H26V183H25ZM70 184H71V183H70ZM78 184H79L80 186H79ZM144 184H146V183H144ZM148 184L150 185L151 183H148ZM177 184H178V186H179L180 183H177ZM177 184H175L174 187H177ZM181 184H184V182L181 183ZM181 184H180V185H181ZM194 184H193V185H194ZM200 184H201V183H199V185H200ZM213 184H214V183H213ZM218 184H219V183H218ZM218 184H217V185H218ZM223 184H224V183H223ZM259 184H261V183H259ZM15 185H16V186H15ZM26 185H27V184H26ZM37 185H39V184H37ZM58 185H59V184H58ZM72 185H74V184H72ZM86 185H87V186H86ZM89 185H90L91 188L89 187ZM173 185H174V183H173ZM173 185H171V186H173ZM199 185H198V186H199ZM201 185H202V184H201ZM207 185L205 186V188L207 187ZM214 185H215V184H214ZM214 185L211 186V187H212V188L217 187V186L214 187ZM227 185H228L229 188H231V189H229V190H233V189H232V188H233L232 186H230L229 184H227ZM19 186H20V185H19ZM63 186H64V185H63ZM168 186H169V190H168V188H167ZM187 186H188V185H187ZM190 186H191V185H190ZM208 186H209V185H208ZM219 186H220V184H219ZM221 186L224 187L223 185H221ZM251 186H252V185H251ZM259 186H261V185H259ZM71 187H72V186H71ZM142 187H143V186H142ZM146 187H147V186H146ZM150 187H152V186L150 185ZM150 187H149V189H150ZM162 187H163V189H161ZM174 187H173V188H174ZM201 187H203V185H202ZM201 187H200V188H201ZM225 187H226V186H225ZM228 187H227V189H228ZM262 187H263V185H262ZM17 188H18V187H17ZM20 188H21V187H20ZM66 188H67V187H66ZM83 188H81V189H83ZM99 188H100V189L102 188V189L100 190ZM165 188H166V189H165ZM170 188H171L172 190H170ZM181 188H183V185L181 186ZM188 188H189V187H188ZM194 188H195V187H194ZM200 188H199V189H200ZM207 188H208V191H209V190H210V189H209L210 187H207ZM218 188L220 189V187H218ZM263 188H264V187H263ZM64 189H65V188H64ZM74 189H75V191L77 190L76 187H75ZM88 189H89V191H88ZM98 189H99V192L97 191ZM109 189H108V191H109ZM142 189H144V188H142ZM147 189H148V188H147ZM155 189H154V190H155ZM202 189H203V188H202ZM227 189H226L225 191H227ZM79 190H80V189H79ZM90 190L92 191V193H90ZM177 190H180V189H177ZM183 190H184L185 193H186L185 188H184ZM191 190H192V188H191ZM193 190H194V189H193ZM196 190H197V187H196ZM200 190H201V189H200ZM203 190H204V189H203ZM205 190H206V189H205ZM212 190H213V189H212ZM212 190H211V191H212ZM217 190H218V189H214V191H216V192H217ZM234 190H233V191H234ZM253 190H254L256 193H258V194H259L260 192L263 194V191L261 190V188L253 189ZM16 191H17V192H16ZM67 191H68V190H67ZM82 191H83V190H82ZM144 191H145V190H144ZM146 191H147V190H146ZM171 191H172L174 194H173ZM194 191H195V190H194ZM194 191H193V192H194ZM112 192H110V193L112 194ZM149 192H150V191H149ZM170 192H171V193H170ZM187 192H188V191H187ZM196 192H198V191H196ZM216 192H215V194L218 196V193H216ZM68 193H69V192H68ZM80 193H82V192H80ZM83 193H84V192H83ZM83 193H82V194H83ZM135 193L138 194V195H134ZM151 193H152V191H151ZM167 193H169V194H167ZM183 193H184V192H182V193H180V194H183ZM203 193H204V192H203ZM209 193H210V191H209ZM211 193H212V192H211ZM66 194H67V192H66ZM76 194H77V193H76ZM89 194L86 193L85 196H86V195L88 196ZM142 194H143V193H142ZM148 194H149V193H148ZM186 194H189V192L186 193ZM194 194H195V193H194ZM197 194H198V193H197ZM77 195H78V194H77ZM97 195H98V197H97ZM140 195H141V194H140ZM167 195L170 196V198H166ZM178 195H179V193H178ZM184 195H185V194H184ZM212 195H214V192H213ZM216 195H214V196H216ZM225 195H227V196H230V195H231V196L234 198V200H233L232 198L227 199V197H226ZM260 195H261V194H260ZM80 196H81V195H80ZM102 196H103V195H102ZM106 196H107V194H106ZM106 196H105V197H106ZM159 196H161V197H159ZM186 196L188 197V195H185V197H186ZM197 196H198V195H197ZM224 196H225V197H224ZM234 196H236V197H234ZM72 197H73V196H72ZM78 197H79V196H78ZM92 197H91V196H89V198H86V197L84 198V197H83V199H86V200H87L86 202H89V203H87V204H90V206H91L92 201L90 202V201H88V200H90V198H91V200L95 201L94 199H92ZM140 197H141V196H139V198H140ZM142 197H143V196H142ZM146 197H147V196H146ZM150 197H151V196H150ZM152 197H151V199H153L154 201H155V199H156V200L158 199V198H156V197H153V198H152ZM182 197H183V195H182ZM190 197H191V196L189 195L188 199H189ZM246 197H248V198L250 197V198H249L250 200H249L248 198L245 199V200L243 199V198H246ZM254 197H255V196H254ZM257 197H259V195H258ZM69 198H70V197H69ZM74 198H75V197H74ZM96 198H95V199H96ZM147 198H149V197H147ZM154 198H155V199H154ZM196 198H197V197H196ZM12 199H13V198H12ZM17 199H18V198H17ZM80 199H82V198H80ZM101 199H103V200H101ZM143 199H145V198H143ZM166 199H167V200H166ZM190 199H191V198H190ZM241 199H242V200H241ZM254 199H255V198H254ZM256 199H257V198H256ZM258 199H259V198H258ZM7 200H8V201H7ZM73 200H74V199H73ZM139 200H142V198L139 199ZM139 200H138V201H139ZM158 200H159V199H158ZM186 200H187V198H186ZM199 200H200V199H199ZM263 200H264V199H263ZM77 201H78V200H77ZM146 201H147V200H146ZM149 201H150V199H149ZM160 201H162V199H161ZM191 201H192V202H191ZM200 201H201V200H200ZM240 201H241V202H240ZM256 201H257V200H256ZM258 201H259V200H258ZM18 202H19V201H18ZM71 202H72V201H71ZM83 202H85V201H83ZM140 202H141V201H140ZM156 202H157V201H156ZM205 202H206V201H205ZM6 203H7V204H6ZM21 203H22V202H21ZM21 203H20V204H21ZM78 203H79V201H78ZM93 203H95V205H96L97 202H93ZM93 203H92V204H93ZM98 203H99V202H98ZM161 203H162V202H161ZM206 203H207V202H206ZM223 203H224V204H223ZM9 204H10V201H9ZM11 204L13 205V201L11 202ZM73 204H74V203H73ZM163 204H164V203H163ZM163 204H161V205H163ZM165 204H166V203H165ZM200 204H201V203H200ZM235 204H237V205H235ZM259 204H260V203H258V204H256V205L259 206ZM6 205L9 206V207L11 208V209H10L9 207H7L9 211H8L7 208H6ZM97 205H98V204H97ZM144 205H145V206H144ZM152 205H153V204H152ZM154 205H155V204H154ZM154 205H153V206H154ZM156 205H157V204H156ZM158 205H159V204H158ZM194 205H196V204H194ZM213 205H214V204H213ZM215 205H216V204H215ZM222 205H223V206H222ZM227 205H228V206H227ZM241 205H242V204H241ZM244 205H245V204H244ZM252 205H253V204H252ZM252 205H251V206H252ZM261 205H262V202H261V204H260V208L263 206V205H262V206H261ZM75 206H76V205H75ZM92 206H94V205H92ZM150 206H151V205H150ZM150 206H149V207H150ZM153 206H152V207H153ZM191 206H192L191 208H192L193 210H195L194 212H196V211L198 210V209H195V208H197L196 206H193V205H191ZM197 206H198V205H197ZM204 206H205V205H204ZM210 206H211V204H210ZM224 206H225V207H224ZM258 206H257V207H258ZM13 207H14V206H13ZM100 207H98V208H100ZM144 207H147V208H144ZM152 207H151V208H152ZM155 207H156V206H155ZM158 207H159V206H158ZM163 207H164V206H163ZM194 207H195V208H194ZM202 207H203V206H202ZM207 207H209V205L205 206V209H206ZM211 207H212V206H211ZM214 207H215V206H214ZM226 207H227V208H226ZM239 207H240V205H239ZM243 207H246V205L243 206ZM254 207H255V206H254ZM257 207H255L257 210L254 209L257 213L260 212V210L262 211V208L259 209V208H257ZM14 208H15V207H14ZM151 208H149V210H150ZM187 208L190 209V212H188V213L186 214L185 212H187ZM203 208H204V207H203ZM233 208H234V209H233ZM246 208H247V207H246ZM16 209H18L17 206H16ZM69 209H70V206H69ZM73 209H74V208H73ZM144 209H145V210H144ZM163 209H165V207H164ZM176 209H179V210L177 211ZM209 209H210V207H209ZM235 209H237V210H235ZM241 209H242V208H241ZM243 209H244V208H243ZM74 210H75V209H74ZM77 210H78V208H77ZM80 210H78V211L80 212ZM97 210H99V209H97ZM161 210H162V209H161ZM181 210H182V211H181ZM212 210H213V208H211V211H212ZM214 210H215V208H214ZM214 210H213V212H214ZM250 210H251V209H250ZM258 210H259V211H258ZM11 211H12V212H11ZM18 211H19V209H18ZM131 211H132V212H131ZM180 211H181V212H180ZM208 211H209V210H208ZM223 211H224V210H223ZM227 211H224L223 213L225 214V212H227ZM235 211H236V212H235ZM245 211H246V209H245ZM263 211H264V209H263ZM7 212H8V214H7ZM19 212H20V211H19ZM127 212H130V213H127ZM175 212H177V213H175ZM179 212H180V213H183V214H179ZM206 212H207V210H206ZM221 212H222V211H221ZM241 212H242V214H243L244 211L242 210ZM248 212H249V211L247 210L246 213L248 214ZM98 213H99V214H103V216L101 217L100 215H98ZM124 213H127V214H128V215H127V219H125L126 221L123 220V222H120V223L118 224V222H119V221L121 220V218L123 217L122 214H124ZM160 213H161V212H160ZM165 213H166V211H165ZM169 213L171 214V212H169ZM197 213H198V212H197ZM200 213H201V212H200ZM223 213H222V215H224ZM229 213H228V214H229ZM234 213H233V215H234ZM239 213H240V212H239ZM246 213L244 212V214H246ZM260 213H261V212H260ZM260 213H259V214H260ZM262 213H263V212H262ZM262 213L260 214V216H261V215L263 216ZM14 214L16 215V213H14ZM79 214H80V213H79ZM147 214H148V213H147ZM155 214H156V213H155ZM172 214H171V215H172ZM174 214H175V215H174ZM177 214H178L179 216H178ZM184 214H185V219H186L187 221L184 219V216H183ZM205 214H207V213H204V215H205ZM209 214L211 215L212 213L209 212ZM255 214H256V213H255ZM9 215H8V217L10 218L12 215H11V216H9ZM77 215H78V214H77ZM82 215H81V218H82ZM186 215H187V217H186ZM189 215H190V217H189V221H190L191 213H190ZM214 215H215V212H214ZM216 215H217V212H216ZM233 215H232V216H233ZM240 215H241V214H240ZM253 215H254V214H253ZM256 215H257V214H256ZM124 216H125V214H124ZM150 216H151V215H150ZM155 216H156V215H155ZM159 216H160V215H159ZM166 216H167V215H166ZM168 216H169V215H168ZM212 216H213V215H212ZM226 216H227V215H226ZM226 216H225V217H226ZM232 216H231V217H232ZM237 216H239V215H238V212H237ZM241 216H242V215H241ZM245 216H246V217L248 216L249 218H251L252 215H251V216H250V215H245ZM260 216H259V217H260ZM151 217H152V216H151ZM171 217H172V216H171ZM176 217H177V218H176ZM209 217H210V216H209ZM221 217H222V216H221ZM227 217H228V216H227ZM233 217H235V215H234ZM259 217H258V216L255 217L254 220H255L256 218L259 219ZM14 218H15V217H14ZM160 218H161V217H160ZM202 218H203V217H202ZM212 218H215V216L212 217ZM242 218L246 219L245 217H242ZM11 219H13V218L11 217L10 220H11ZM122 219H123V218H122ZM164 219H163V222H164ZM182 219L185 220V223H184V221H183ZM217 219H218V216H217ZM227 219H229V218H227ZM227 219H226V221H227ZM234 219H235V218H233V220H234ZM258 219H257L256 221H258ZM14 220H15V219H14ZM104 220H105V221H104ZM151 220H152V219H151ZM166 220H167V221H166ZM214 220H215V219H213L212 222H215ZM220 220H224V218H223V219L221 218ZM230 220H231V219H230ZM235 220H236V219H235ZM251 220H252V222H253V219H251ZM15 221H16V220H15ZM17 221H18V220H17ZM81 221H82V220H81ZM84 221H85V220H84ZM84 221H83V222H84ZM88 221H87V222H88ZM155 221H156V219H155ZM182 221H183V223H182ZM189 221H188V222H189ZM210 221H211V220H210ZM228 221H229V220H228ZM236 221H237V220H236ZM247 221H249V220L247 219ZM247 221H246V222H247ZM256 221H255L254 223L257 224L258 222H256ZM89 222H88V223H89ZM153 222H154V220H153ZM163 222H162V220L159 221V223H160V225H161L160 229H163V228H164V227L162 228V223H163ZM241 222H242V221H241ZM252 222H251L250 224H252ZM7 223H8V222H7ZM9 223H10V222H9ZM13 223H14V222H13ZM16 223H17V222H16ZM81 223H82V222H81ZM85 223H86V222H85ZM113 223H114V224H113ZM150 223H151V222H150ZM155 223H156V222H155ZM157 223H158V222H157ZM205 223H206V222H205ZM215 223L217 224V222H215ZM215 223H214V225H215ZM218 223H219V222H218ZM234 223H236V222H234ZM237 223H238V221H237ZM242 223H243V222H242ZM242 223H241V224H242ZM254 223H253L254 228H252L253 226H251V225L248 226L249 223H246L247 226H248V229H247V228H246V229H247L248 232H249V230H251V229H253V230H251V231H253V232L255 231V234L251 235V237H254L255 239H257V240H254V241L257 242L255 245H256L257 247H259V248H257V249L260 250V248L264 245V241L262 240V239H264V235H263V234H264V228L262 227V225H264V224L261 225L260 219H259V223H260L261 226H260V225H256V224H254ZM262 223H263V222H262ZM3 224H2V227L4 226ZM21 224H22V223H21ZM101 224H102V221H101ZM106 224H107V223H106ZM120 224H121V225H120ZM151 224L153 225L154 223H151ZM165 224H164V225H165ZM207 224H208V223H207ZM238 224H239V223H238ZM241 224H240V225H241ZM0 225H1V224H0ZM10 225H11V223H10ZM18 225H19V224H18ZM80 225H81V224H80ZM80 225H79V226H80ZM83 225H84V223H83ZM93 225H92V228H93ZM97 225H96V227H97ZM118 225H119V226H118ZM152 225H151V226H152ZM200 225H201V224H200ZM205 225H206V224H205ZM211 225H212V224H211ZM219 225H221V224H219ZM240 225H239V226H240ZM11 226H12V225H11ZM19 226H21V225H19ZM72 226H73V225H72ZM81 226H82V225H81ZM86 226H87V225H86ZM108 226H109V225H108ZM155 226H156V225H155ZM158 226H159V225H158ZM158 226H156V227H158ZM185 226H187V225H185ZM202 226H204V224H203ZM207 226H208V225H207ZM217 226H218V224H217ZM235 226H236V225H235ZM247 226H246V227H247ZM257 226H260V228L257 227ZM12 227H13V226H12ZM16 227H17V226H16ZM23 227H24V225H23ZM73 227H74V226H73ZM73 227H72V228H73ZM82 227H83V226H82ZM87 227H89V228L91 229V227L89 226V224H88ZM112 227H110L109 230H110ZM148 227H149V229H147ZM152 227H153V226H152ZM152 227H150V226H147V228L145 227V228L147 229V230L145 229V231H149V232H151V233H152V232L154 233V230H155L156 227H154V230L152 229ZM188 227H189V225H188ZM188 227H187V228H188ZM205 227H206V226H205ZM212 227H214V226H212ZM237 227H238V225H237ZM249 227H250L251 229H250ZM255 227H256V228H259V229H257V231L259 232V234H260L261 236L263 235L262 237L260 236V237H261L260 239L257 238L258 236L256 237V234H257L258 232L256 233ZM8 228H9V227H7V229H8ZM19 228H20V227H19ZM74 228H76V227H74ZM99 228H100V227H99ZM142 228H143V227H142ZM183 228H184V227H182V229H183ZM217 228H219V227H217ZM238 228H239V227H238ZM240 228H241V227H240ZM240 228H239V229H240ZM242 228H243V225H242ZM244 228H245V226H244ZM1 229H2V230H1ZM5 229H6V228H0V230L2 231V235L6 232ZM10 229H11V228H10ZM13 229H14V228H13ZM15 229H16V228H15ZM17 229H18V228H17ZM95 229H96V228H95ZM107 229H108V228H107ZM156 229H157V228H156ZM160 229H159V231H161V232H158V233H162V232H163V230H160ZM199 229H200V228H199ZM207 229H208V228H207ZM209 229H211V228H209ZM213 229H214V228H213ZM213 229H212V230H213ZM219 229H220V228H219ZM221 229H222V228H221ZM21 230H22V229H21ZM25 230H26V229H25ZM76 230H77V229H76ZM98 230H99V229H98ZM134 230H135V229H134ZM183 230H185V229H183ZM201 230H202V229H200V231H201ZM212 230H211V232L214 231V230H213V231H212ZM233 230H234V229H233ZM235 230L238 231L237 229H235ZM235 230H234V231H235ZM243 230H245V229H243ZM10 231H11V230H9L8 232H10ZM18 231L20 232L19 229H18ZM26 231H27V230H26ZM96 231H97V230H96ZM104 231H105V230H104ZM107 231H108V230H107ZM172 231H173V230H170V234H169V235H171V236L168 238V241H170L171 243H174V242H177V241L179 242V240H178V238H177L178 235L176 236L175 234H171ZM176 231H175V232H176ZM181 231H182V230H181ZM191 231H192V230H191ZM196 231L198 232V230H196ZM217 231H218V230H217ZM217 231H216L215 233H217ZM221 231H222V230H221ZM245 231H246V230H245ZM251 231H250V232H251ZM3 232H4V233H3ZM22 232L24 233L25 231L22 230L21 233H22ZM82 232H83V231H82ZM100 232H101V231H100ZM112 232H111V233H112ZM173 232H174V231H173ZM175 232H174V233H175ZM182 232H183V231H182ZM182 232H181V233H182ZM248 232H247V233H248ZM250 232H249V233H250ZM253 232H251V233H253ZM12 233H13V231H12ZM21 233H20V234H21ZM23 233H22V235H23ZM101 233H102V232H101ZM109 233H110V232H109ZM138 233H139V232H138ZM151 233H150V235H148V237L152 236ZM158 233L156 232V234H158ZM164 233H165V232H164ZM177 233H178V232H177ZM186 233H187V232H186ZM190 233H191V232H190ZM194 233H195V232H194ZM201 233H202V232H201ZM201 233H200L201 237L206 238V236H204V234H203V236H202ZM205 233H206V231H205ZM208 233H210V231H209ZM215 233H214V234H215ZM231 233H232V232H231ZM236 233H237V232H236ZM249 233H248V234H249ZM251 233H250V234H251ZM6 234H7V232H6ZM10 234H11V232L9 233V235H10ZM15 234L18 235V233L15 232L14 234H12L13 237H14V238H15V237L18 238ZM20 234H19V235H20ZM112 234H113V233H112ZM147 234H148V233H147ZM156 234H155V237H156V236H158V237L160 236L159 234H158V235H156ZM166 234H164V235H166ZM188 234H189V230H188ZM191 234H192V233H191ZM240 234H241V232H240ZM2 235H0V236H2ZM14 235H15V236H14ZM19 235H18V236H19ZM22 235H20V236H21V237H25V236H26L25 234H24L23 236H22ZM85 235H86V234H85ZM92 235H93V234H92ZM96 235H97V234H96ZM106 235H107V234H106ZM106 235H103V236H106ZM109 235H110V234H109ZM109 235H108V236H109ZM141 235H142V234H141ZM143 235H144V234H143ZM164 235H163V237H164ZM183 235H184V234H183ZM183 235H182V236H183ZM186 235H187V234H186ZM194 235H195V234H194ZM205 235H206V234H205ZM210 235H212V234L210 233ZM236 235H237V234H236ZM246 235H247V234H246ZM110 236H111V235H110ZM138 236H139V235H138ZM179 236L181 237L180 234H179ZM234 236H235V235H234ZM237 236H240V235H237ZM237 236H236V237H237ZM2 237H3V238H2V240H3V239L5 238V236L3 235ZM80 237L83 238V236H80ZM87 237H88V236H87ZM106 237H107V236H106ZM114 237H113V238H114ZM242 237H243V235H242ZM242 237L240 236L241 239H242ZM248 237H250V235H248ZM14 238H13V239H14ZM107 238H108V237H107ZM160 238H161V237H160ZM165 238H166V236H165ZM187 238H188V237H187ZM198 238H199V241H194V243H193L195 246H196L195 243H197V242L200 243V239H201V238H200V237H198ZM198 238L196 237V239H198ZM234 238H235V237H233V239H234ZM246 238H247V237H246ZM254 238H253V239H254ZM6 239H7V238H6ZM6 239H4V241H5ZM9 239L12 240L11 236H10ZM9 239H8V240H9ZM99 239H100V238H99ZM108 239H109V238H108ZM146 239H147V238H146ZM157 239H158V238H157ZM166 239H167V238H166ZM181 239H182V238H181ZM202 239H203V238H202ZM226 239H227V237H226ZM228 239H229V238H228ZM228 239H227V241H228ZM237 239H238V237H237ZM247 239H248V238H247ZM250 239H251V238H250ZM2 240H1V238H0V245H1V243H2ZM23 240H24V239H21L20 241H18V243L20 244V242H23ZM25 240H27L26 237H25ZM87 240H88V239H87ZM93 240H94V239H93ZM105 240H106V239H105ZM137 240H139V241L137 242ZM155 240H156V239H155ZM161 240H163V239L161 238ZM176 240H177V241H176ZM192 240H193V239H192ZM203 240H205V239H203ZM235 240H236V239H235ZM238 240H239V239H238ZM251 240H252V239H251ZM35 241H37V240H35ZM88 241H89V240H88ZM91 241H92V238H91ZM109 241H110V240H109ZM111 241H112V240H111ZM158 241H159V240H158ZM201 241H202V240H201ZM211 241H212V240H211ZM222 241H223V240H222ZM222 241H221V242H222ZM227 241H226V242H227ZM236 241H237V240H236ZM243 241L245 242V239H244ZM6 242H8V241H5V244H7ZM26 242H27V241H26ZM84 242H85V241H84ZM206 242H207V241H206ZM206 242H205V244L202 242V243L204 244V246H206L207 244H209V242H207V243H206ZM247 242H248V241H247ZM15 243H17L16 240H15ZM18 243H17V244H18ZM94 243H95V242H94ZM100 243H101V241H100ZM105 243H107V242H105ZM105 243H103V244H105ZM113 243H112V244H113ZM152 243H153V242H152ZM181 243H182V242H181ZM181 243H179V244H181ZM202 243H201V244H202ZM240 243H241V242H240ZM9 244H10V243H9ZM12 244H14V241L12 242ZM23 244H25V243L23 242ZM86 244H87V243H86ZM97 244L99 245V243H97ZM148 244H149V243H148ZM156 244H157V243H156ZM186 244H187V243H186ZM203 244H202V247H204ZM229 244H230V243H229ZM234 244H235V243H234ZM238 244H239V243H238ZM249 244H250V242H249ZM2 245H4V243H3ZM27 245H28V244H27ZM91 245H92V244H91ZM98 245H97V246H98ZM132 245H133V246H132ZM151 245H153V244H151ZM171 245H172V244H171ZM177 245H178V244H177ZM177 245H176V246H177ZM197 245L199 246V244H197ZM209 245H210V244H209ZM251 245H252V244H251ZM14 246H15V249H16V247H17L18 245L16 246V245L14 244ZM85 246H86V245H85ZM87 246H88V245H87ZM97 246H96V247H97ZM155 246H156V245H155ZM195 246H194V247H195ZM234 246H235V245H234ZM4 247H5V246H4ZM18 247H19V248H22V247H27V248H28L29 246L22 245V247H20V246H18ZM109 247H110V245H109ZM135 247H136V246H135ZM139 247H138V248H139ZM147 247H145V249H147ZM181 247H183V246H181ZM200 247H201V246H200ZM200 247H199V248H200ZM207 247H208V246H207ZM207 247H204L203 249L206 250ZM226 247H227V246H226ZM252 247H254V244H253ZM252 247H251V248H252ZM0 248H1V247H0ZM2 248H3V247H2ZM12 248H13V247H12ZM111 248H110V249H111ZM152 248H153V247H152ZM178 248L181 249L180 247H178ZM192 248H193V245H192ZM192 248H191V249H192ZM195 248H196V247H195ZM195 248H194V249H195ZM209 248H210V246H209ZM209 248H208V249H209ZM230 248H231V247H230ZM230 248H229V249H230ZM232 248H233V246H232ZM254 248H255V247H254ZM24 249L26 250V252L30 251V250H27L26 248H24ZM24 249L22 248V251H24ZM30 249H31V248H30ZM36 249H37V248H36ZM188 249H190V248L187 247V250H188ZM194 249L192 250L193 252H194L196 249H198V248H196L195 250H194ZM200 249H201V248H200ZM200 249H199V250H200ZM203 249H201V250H203ZM208 249H207V250H208ZM220 249H221V248H220ZM222 249H223V248H222ZM224 249H225V247H224ZM263 249H264V246H263V248H261V254H262V255H261V256H262L261 258H264V257H263V252H262ZM1 250H2V249H1ZM4 250H5V249H4ZM9 250H11V249H9ZM12 250L14 251V249H12ZM12 250H11V251H12ZM140 250H141V249H140ZM148 250H149V248H148ZM175 250H177V249H175ZM201 250H200V251H201ZM227 250H228V249H227ZM252 250H253V248H252ZM2 251H3V250H2ZM7 251H8V250H7ZM17 251H18L19 253H18ZM33 251H34V250H33ZM33 251H31L30 254H32ZM131 251H132V250H131ZM152 251H153V250H152ZM152 251H151V253H153ZM155 251H157V249H156ZM158 251H159V250H158ZM178 251H179V250H178ZM200 251H196V254H197V252H199V254H204V253H206V252L203 253V252H200ZM233 251H234V250H233ZM233 251H232V252H233ZM0 252H1V251H0ZM5 252H6V251H5ZM8 252H9V251H8ZM15 252H17L19 255L16 254ZM15 252H14V253L16 254V256H17V255L20 256L21 254H23V253H20L21 251H19V249H17ZM24 252H25V251H24ZM38 252H39V251H38ZM109 252H110V251H109ZM112 252H113V251H112ZM112 252H111V253H112ZM132 252H134V251H132ZM148 252H149V251H148ZM182 252H186V251H184V247H183V250L180 251V255H179V256L183 255V256H182V260H183V259H184V258H183L184 255L186 256V254H187L188 252H191V251L188 250V252H186V254H185V253L183 254ZM221 252H222V250H221ZM12 253H13V252H12ZM28 253H29V252H28ZM28 253L25 254V255H26L25 258H27L28 260H27V259H26V260H27L28 262H30V261H32V258H31V257H32L33 255H32V256L30 255L31 257H30V256H27ZM33 253H35V252H33ZM41 253H43V252H40V253H38V254L35 253V254H36L37 256H39V255L42 256ZM139 253H140V252H139ZM142 253H143V252H142ZM144 253H145V251H144ZM144 253H143V254H144ZM252 253H253V252H252ZM256 253H257V251H256ZM256 253H254V254H256ZM6 254H7V253H6ZM10 254H11V253H10ZM15 254H14V255H15ZM35 254H34V255H35ZM136 254H137V255H136ZM171 254H172V253H171ZM175 254H176V253H175ZM191 254H192V253H191ZM228 254H232V253H228ZM0 255H1V254H0ZM25 255H24V254L21 255L22 258H23V256H25ZM45 255H46V254H45ZM113 255H117V254H115V253L113 254V253H112V256H113ZM168 255H169V254H168ZM177 255H178V254L175 255L176 258H174L175 256L172 257V255H171V256H170L171 260H172V258H174L173 260H176V259H177ZM193 255H195V253H194ZM224 255H225V254H224ZM257 255H258V253H257ZM257 255H254V256H256L255 259H257V257H258ZM259 255H260V253H259ZM37 256H36V257L33 256L35 262L37 261V263H38V261H39V263H41V264H46V263H45V258H44V253H43V256H42L43 258L40 257V256H39V258H38ZM47 256H48V255H47ZM49 256H50V255H49ZM125 256H126V257H125ZM179 256H178V257H179ZM198 256H199V255H198ZM203 256H204V255H203ZM250 256H251V255H250ZM3 257H4V255H3ZM13 257H14V256H13ZM28 257H29L31 260H30ZM117 257H118V256H116V258H117ZM187 257H190V258H191L192 255H189V254H188V255L186 256L185 259H187ZM201 257H202V256H201ZM248 257H249V256H248ZM4 258L6 259V257H4ZM19 258H20V257H19ZM19 258H18V259H19ZM25 258H24V259H25ZM35 258H36V259H35ZM37 258H38V259H37ZM105 258H106V257H105ZM114 258H115V256H114ZM119 258H120V257H119ZM119 258H118V260H119ZM158 258H159V257H158ZM162 258H163V257H162ZM162 258H161V259H162ZM220 258H221V257H220ZM258 258H259V257H258ZM5 259H4V260H5ZM24 259H23V260H24ZM42 259H43V260H42ZM165 259H166V258H165ZM165 259H164V262L166 263L167 260L165 261ZM167 259H169V256L167 257ZM185 259H184V260H185ZM239 259H240V258H239ZM2 260H3V259H2ZM2 260H0V261L2 262ZM19 260H20V259H19ZM19 260L17 261L18 263H19ZM26 260H25V261H26ZM40 260H42V261L40 262ZM46 260H47V258H46ZM109 260H110V258H109ZM158 260H159V259H158ZM158 260H155V261H158ZM177 260H178V259H177ZM179 260H180V259H179ZM182 260H180V261H182ZM184 260H183V261H184ZM189 260H190V259H189ZM252 260H253V259H252ZM261 260H262V259H261ZM21 261H22V260H20V262H21ZM25 261H24V262H25ZM27 261H26V262H27ZM34 261H33V262H34ZM43 261H44V263H42ZM47 261H48V260H47ZM120 261H119V262H120ZM155 261H154L153 263H155ZM1 262H0V263H1ZM15 262H16V261H15ZM48 262H49V261H48ZM111 262H112V261H111ZM117 262H118V261L116 260L115 263H117ZM119 262H118V263H119ZM160 262H161V261H160ZM168 262H169V261H168ZM174 262H175V261H174ZM174 262H173V263H174ZM185 262H187V260H186ZM185 262H184V263H185ZM239 262H240V261H239ZM263 262H264V261H263ZM13 263H14V262H13ZM21 263H22V262H21ZM21 263H20V264H21ZM31 263H32V262H31ZM118 263H117V264H118ZM161 263H162V262H161ZM176 263H177V262H176ZM180 263H181V262H180ZM254 263H257V264H258L259 262H254ZM254 263H253V264H254ZM261 263H262V262H261ZM16 264H17V263H16ZM35 264H36V263H35ZM47 264H48V263H47ZM108 264H111V263H108ZM166 264H167V263H166ZM177 264H179V263H177ZM185 264H186V263H185ZM238 264H239V263H238ZM245 264H246V261H245ZM259 264H260V263H259Z\"/></svg>",
  "mask_w": 264,
  "mask_h": 264
}]
</instances>
